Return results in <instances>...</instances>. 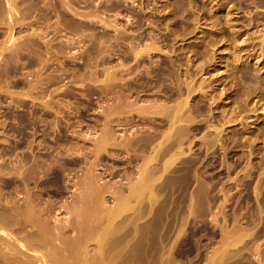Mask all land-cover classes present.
I'll return each instance as SVG.
<instances>
[{
    "label": "rangeland",
    "instance_id": "374dc122",
    "mask_svg": "<svg viewBox=\"0 0 264 264\" xmlns=\"http://www.w3.org/2000/svg\"><path fill=\"white\" fill-rule=\"evenodd\" d=\"M14 1L15 0H13V2ZM45 1H47V2H45ZM45 1H43V0L42 1L41 0H16L14 2L15 4L13 3L17 7V8L15 7L17 10L15 9V11L13 10L14 12L13 11H11L12 13L10 12L12 14V18H13L12 20H14V26H13L11 34L13 36V39L15 38L14 39L15 41L12 39L11 40L12 42H11V41L7 40L8 35L10 33V30L5 29L7 27L5 22H7V23L9 22V21H6V19H8L6 17V14H7L6 8L7 7H5V5L2 6L4 0H0V4H1L0 5L1 6L0 7L1 8L0 16L3 13V15L0 18V22H1L0 23V44H1L0 45V52H1L0 53V91H1L0 95L2 96V97L0 96V144L2 145L7 140L11 144L15 143L14 142L15 140L18 142V141H22L25 139L28 142L29 138L33 137L32 135L37 134L39 136V134H40L41 130H43L42 128H44V126L46 129L51 128L52 131L55 130L54 131L55 133H52V131L50 130V135L51 136L54 135L53 137L54 138L56 137L55 139L57 140V142L51 136L47 137L46 135H43V138H45V141L49 144L51 142H53L54 144H57V145H54L53 143H51L52 145H54L53 150L56 152V155L53 156V159L54 158L60 159L63 156H65V157L67 156L66 158L63 157L61 159L64 162L56 159V162L58 161L56 163L57 166L60 164L58 167L61 168L62 172L65 174V176L67 178H69L71 176L72 178H70V179H76V178H74V176L80 175L83 171L82 170L83 169L82 166L84 164L83 162L81 163V161H80L77 163L76 162L72 163L73 162L72 159L68 158L70 155L73 154L74 149L77 148L76 147L77 144H78V148L75 150L76 153H74V155L77 154L76 157L74 155H72L70 157L77 158L79 156H82L84 153H87V151H88V155H87L88 159H90L91 157H92L91 158L92 160L94 159V153L92 150H91L92 153L90 151V146L95 144L94 141L93 142L91 141L92 140L91 138L94 137L92 135V133L95 132L94 134H96L101 129V126H102L101 124H103V122H101L98 119H100L101 117L103 118L104 114L100 110H102L103 107H106V104L108 105L109 103H111V100H113V98L114 99L116 98V96L113 97L115 95V93L113 95V93H112L113 91L116 92V95H119V94L124 95V92H125V94H127V93H130L132 91L133 93L131 92L130 93L131 95L127 94L128 96H126V95H124V96L127 98H129V96H130V98H133L135 96L134 94H136L135 90L138 87V89L136 90L137 93L142 89L140 91V93H142V94L139 95V93H138L139 102H145V101H147V99L150 100V98L152 100L155 98L153 95H155V96L159 95L161 97L158 96L156 98L164 100V95H162V93L158 94V92H160L159 88L154 89L155 87L156 88L160 87V89H161V85L157 84V83H161V82L158 81L156 84L159 86H157L155 84V81H153V78L155 79V75H153V74L155 73L156 68H157V70L161 68V66L159 65L160 63H161V65H163L162 66L163 68L168 69L169 66L167 65V61L172 62L174 60L173 62L175 64L174 63L173 64H174V66L176 65L175 68L179 66L178 68L180 71L182 70V72L185 71V68H191L192 71H194V72L196 71L194 78H195V80H197V82H199L198 80L201 79V77L214 78V77L219 76L220 79L218 81H221V80L223 81V82L221 81L220 86L221 87L224 86L223 88L227 94H228L230 89L226 90L225 87L227 88V86L230 83H231V85L233 84L232 83L233 80L230 81L231 80L230 73L237 69V66H235V65H237L238 62H241L242 64L251 65L252 67H255L256 70H253V71L249 70V71L251 73H254L255 71H257L255 73H259L260 74L259 78L261 77L262 79L261 78L260 79L264 82V55H263L264 54V34H263L264 33L263 32L264 31V1L263 0H191L192 2L190 0H175V1L174 0H135V1L129 0L130 3L128 2V0H119L120 2L118 0L117 1L116 0H114V1H112V0H99L98 1L97 0L98 3L100 2V4H98L96 0H92V1L91 0H86V1L78 0L81 2L74 0L72 3V5H73L72 7L74 8V6H75L76 9L75 10L73 9V11H72L71 8L68 9L69 7H66L67 10L63 9L62 13H60V11L62 10V7L59 5V3H60L59 0H57V1L55 0V2H54V0H52L53 2L51 0L50 1L45 0ZM58 1H59V3H58ZM110 1H112L114 3L113 4L111 2V4H113L114 7L112 5H109ZM178 1H179V3L181 2V5L178 3ZM16 2H18V3H16ZM74 2H76L77 5H74ZM45 3H47V4L54 3L56 5L54 6V4H53L54 8H53L52 4H50V6L47 7L48 5ZM90 3H91V6H90ZM95 3H97V5H95ZM107 3H109V4H107ZM132 3L134 5H132ZM191 3H193V4H191ZM104 4H105V6H104ZM106 4L110 8L106 7ZM140 4H141V6H140ZM14 5H13V7H14ZM45 5H47V6H45ZM86 5L88 8L86 7ZM98 5L101 6L100 9L98 8V7H100ZM44 6L46 7L45 10L47 8H49V10L48 9L46 10L47 13L44 12L45 11ZM56 6L61 7V8L58 7L59 11L56 8ZM96 6H97V8H96ZM130 6L134 7L135 10L132 9V7H130ZM175 6H176V8H175ZM3 7L5 8L4 10H3ZM93 7H94V9H93ZM89 8H91V9H89ZM127 8H128V11H127ZM50 9H52V10H50ZM55 9H57V11ZM77 9H78V11H77ZM97 9H99L100 12H98L99 10H97ZM118 9H120V11ZM129 9H131V10H129ZM89 10H91V11L88 12V14H89L88 15L87 11H89ZM92 10H94L95 13L99 14L100 17L102 16L103 21L99 20L100 17L97 16L96 14L95 15L90 14V13H94V11L92 12ZM64 11H65V13H64ZM74 11L77 12L76 13L77 15L74 13ZM79 11L82 14H78ZM4 12H6V13H4ZM43 12L47 16H44V14H41ZM49 12H51L52 15L54 13V15L53 16L50 15ZM23 13H25V14H23ZM55 13L57 16H55ZM100 13H101V15H100ZM48 14H49V17H48ZM72 14L77 16V17L73 16ZM84 14L88 15L85 17L86 21L88 20V18H91L92 16L93 17L91 19L93 21L92 22L89 21L91 19H89L87 21V23L88 22H89V24L91 23L90 25L88 24L89 25L88 27L86 25L87 23H84L86 27H84V25L82 27H80V26L78 27L77 22L79 20L82 19V21L84 20L83 22H85V18L83 17ZM141 14H142V16L143 15L144 16L142 17ZM20 15L22 16L21 18H20ZM90 15H91V17H89ZM137 15H140V16H137ZM80 16H81V18H80ZM95 16L99 17V19L96 18ZM23 17H24V19H23ZM45 17L48 18L47 21L44 20V19H46ZM52 17L54 18V20ZM107 17H109V18H107ZM139 17H141V19L143 21L140 20ZM145 17H147V18H145ZM55 18H56V20H55ZM95 18H96V20H95ZM104 18L106 19V21L108 19L107 24L111 23V25L110 24L109 25L102 24L105 21ZM129 18L131 20H129ZM57 19H60V20H57ZM111 19H114V20H111ZM71 20L73 22L74 21L75 22L72 23ZM133 20L135 23L133 22ZM17 21L19 22V24ZM21 21H23L24 23ZM44 21L47 22L46 25H45ZM51 21H52L54 27L51 25ZM57 21H59L60 23ZM98 21H100V22H98ZM106 21H105V23H106ZM117 21H118V23H117ZM127 21H128V23H127ZM131 21L134 25L131 23ZM150 21H151V24H150ZM42 22H43V24H41ZM137 22H139V25H137L138 24ZM20 24H22V25H20ZM101 24H102V26H101ZM33 25H34V27H32ZM69 25H71V26L69 27ZM49 26L51 28H48ZM65 26H66V28H65ZM140 26H142V27L140 28ZM55 27H57V29ZM52 28H55V29H52ZM78 28H79V30H78ZM115 28H118V29L115 30ZM136 28H137V30H136ZM44 29L46 30V32ZM90 29H92V30H90ZM141 29L142 30L144 29L143 32ZM33 30L35 31V33H34L35 35H33V32H32ZM100 30H101L102 34H101V32L100 33L98 32ZM123 30H124V33H126V35L123 33ZM29 31H31L32 33L30 32V34L32 36H35V37L31 38V35L28 34ZM63 31L66 32L65 35H63L64 34ZM72 31H74V33H72ZM79 31L82 32L83 34L80 33ZM106 31H108V32H106ZM116 31H118L117 32V33H119L118 35H116L117 34ZM135 31L136 32L140 31V32H138L136 34ZM94 32H96L97 35L94 34ZM144 32L146 34H144ZM25 33H27V34H25ZM139 33H141L142 37L140 36ZM147 33L149 34L148 36H146ZM73 34H75V35H73ZM120 34L123 35L122 39H121L122 36ZM131 34L132 35L135 34V36L133 35L132 36L133 38H131ZM150 34H151V36H150ZM27 35L30 36L29 38L31 41L28 40L29 38L27 39V37H28ZM161 35L166 36L165 37L166 40L168 39L167 43L165 42L166 40L163 36H162L163 40H161V38H160ZM42 36H43V38H42ZM125 36H127V37L125 38ZM152 36L153 37L158 36V38L160 39L161 42H159V40H157L154 37L155 45H157V47H158V44H159L160 45L159 46L160 48L158 47L159 50L160 49L162 50V48H163V50L162 51L161 50L160 51L153 50V52L151 50L149 52L150 55L149 54L145 55L146 57L144 60H146V59L147 60L146 61L142 60V61H140V63L138 62L139 63L138 64L137 61L134 59V57H131L132 55H130L128 53L130 51L129 49H131L130 47H133V46H130L133 44V43H130V41H132V40H134L132 42L138 41L137 43H135L133 45H135V47H137V46L143 47L146 44H149L150 41H152V39H153ZM74 37H76V38H74ZM77 37H79V38H77ZM106 37L108 40L106 39ZM134 37H136V38L138 37V39L136 40V38L134 39ZM143 37L144 38L146 37L145 43H143V40H144ZM149 37H151V38H149ZM66 38L67 39L69 38V39L67 40ZM4 39H6L5 42H4ZM83 39H84V41H83ZM93 39H95V40H93ZM65 40H67V42L68 43L70 42V43L69 44L65 43L66 42ZM104 40H105V42H104ZM25 41H27V42H25ZM44 41L46 43H44ZM101 41H103V42H101ZM162 41H164V43H162ZM48 42H50V43H48ZM209 42H210V44H209ZM24 43H25V45H23ZM98 43L100 45H98ZM101 44H102V46H104V50H103ZM136 44H137V46H136ZM138 44H140V45H138ZM9 45H10V47H9ZM16 45H19L21 48H19V46L16 47ZM22 45L24 47H22ZM45 45L46 46L49 45L50 47L48 49H44V48H46ZM95 45L97 46V49H100V50H97L95 48L96 47ZM125 45H127V46H125ZM41 47H42V49H41ZM125 47H126V49H125ZM5 48H7V49H5ZM26 48L27 49L30 48L29 51ZM67 48H69V49H67ZM91 48H92V52H91ZM122 48L125 50H123ZM204 48H206V49H204ZM31 49H33V50H31ZM201 49H203L202 50L203 54H205V51H206V55L202 56V54L196 53V52H200ZM16 50H18V51H16ZM126 50L127 51L129 50V51L126 52ZM19 51H20V53H19ZM54 51H58V52L54 53L56 56L54 54H52V52H54ZM61 51H63L64 53ZM102 51H105L104 53L106 55ZM124 51L126 52L124 54L125 56L123 55ZM65 52L66 53L68 52L67 53L68 56ZM179 52L181 53L180 56L178 55ZM97 53H98V55H97ZM127 53H128V55H130L129 57H127L128 56V55H126ZM157 53H159V54H157ZM103 54L107 57H105ZM45 55L49 56V57H46ZM51 55H54V56H51ZM151 55H153V56H151ZM57 56H59V57H57ZM93 56H95V59ZM103 56H104L103 59L105 60V62L102 61ZM150 56H151L152 60H148L150 58ZM176 56H178V58L179 57L180 58L178 59ZM170 57H172V58H170ZM40 58L41 59L43 58L42 60H44L46 62L40 61ZM94 60H96V61H94ZM176 60L177 61L179 60L178 64L176 63L177 62ZM92 61H94V62L92 63ZM122 61H123V63H122ZM147 61H148V63L151 62L152 66H150V63H149V65H147ZM41 62L47 63V64H44L46 67ZM120 62L122 64L127 65L126 66L127 68L124 67V68H126L125 71H123L124 68L122 66H121L122 70L120 68H118V67H120V65L118 64ZM124 62H126V63H124ZM179 62L181 63L182 66L180 65ZM128 63L130 65L129 69H128ZM141 63H142V65L144 63H146V64H144L145 66L144 65L142 66ZM152 63H154V64H152ZM136 64H138V65H136ZM173 64H172V67H174ZM14 65H15V67H14ZM117 65H119V66L117 67ZM140 65L142 66V68H144V67L146 68L148 66V68H147L148 70L145 68H144L145 70L142 69ZM156 65H158V67ZM201 65L204 66L202 69V73L200 71L201 69H198L200 67L202 68ZM42 66H44V68ZM101 66H104L106 68L110 66L109 70H111L113 67L115 69V66H116L118 69L117 70L115 69L116 71L113 70L115 75L112 74V76H110V78H108L109 79L108 80L107 79L108 76H106V70H104L105 68L103 69ZM197 66H199V67H197ZM130 67L132 69H130ZM149 67H151V69L153 67L154 72ZM119 69H120L119 72H121V73L117 72ZM127 69L131 70V71L134 70V71L131 72V71H128ZM140 69H141V71H140ZM157 70H156V72H157ZM99 71H101V72H99ZM103 71H104V73H103ZM137 71H139V72H137ZM142 71L143 72L146 71L147 73H149L148 71H151L150 73L153 76V78L151 77L152 78L151 79L150 75H148L146 72L145 73L149 77L146 74H144L145 75V77H144ZM73 72H76V73H73ZM115 72H117V73H115ZM68 73H70L69 76H68ZM78 73H79V75H78ZM138 73H140V74L142 73V74L139 75ZM137 74H138V76H137ZM228 74H229V76L226 79V75H228ZM87 75H88V77H87ZM90 76L92 79L91 78L89 79ZM95 76H96V78H95ZM141 76H143V77L138 78ZM165 76L167 78L169 77L166 74H165ZM192 76H194V75H192ZM58 77L60 79H58ZM132 77H133V79H132ZM143 78L144 79L147 78V80H143ZM148 78H150L149 79L150 81H148ZM95 79H98V80L96 81ZM112 79H114V80H112ZM139 79L141 80L140 83L135 84V82L137 80L139 81ZM128 80H130L131 82ZM208 80L209 79L207 78V82H208ZM126 81H128V82H126ZM146 81H148V82H146ZM226 81L228 83L227 86L224 83ZM246 81L249 82L250 80L248 81V79H246ZM107 82H109V83H107ZM144 82H145V84H144ZM150 82H152L151 84H154V85L150 86V84H149ZM120 83H121V85H125L126 83H130V84L132 83V86L134 84H135L134 86H136V85L137 86L135 88H134V86L133 87L130 86V88L132 87L131 90L129 88L126 89L127 86H125L126 88L124 87L125 89L122 86L121 89H123V91L122 90L119 91ZM141 83H142V85L144 84L145 86L141 85V88H140ZM250 83L251 82H249L248 84L253 86V84L252 83L250 84ZM107 84L109 85V87ZM261 84H262V86L264 85L263 83H261ZM110 85H112V86L110 87ZM102 86H103V88H102ZM105 87L108 90L105 89ZM28 88H30L29 91H27ZM58 88H60V89H58ZM132 89H134V90H132ZM146 89L148 92H146ZM53 90H54V92H53ZM126 90L129 92H127ZM149 90L150 91L153 90L152 92L155 94H153L151 92L152 93V95H151ZM157 90H159V91L157 92ZM39 91H42L41 93L44 96L41 95V93ZM162 91L163 90H161V92ZM23 92H24V94H23ZM43 92H45V93H43ZM26 93H27V95H26ZM50 93H52V95ZM64 93H66V94H64ZM148 93H150V94H148ZM253 93H254V91L251 92L250 95H248V97H249L248 99L250 102H249V105L247 106L246 110L239 111L240 113L239 112H231L232 108H234L235 107L234 105L236 104L235 102L233 103L231 101L233 99L232 96L229 95V97H225L226 96L225 93L219 97L216 96L217 101H224V100H226L227 102L229 101L228 103L226 101H224L227 103L225 105V108H226L225 113H228V115L230 113H232V115H233L231 118V119H233V122L231 120V122H229L228 124H226L227 122L222 123L223 120H225L224 118L222 119V117H221L222 114H224V112L221 114V112L218 109H214V104H212L213 106L211 105V109L213 108V112H214L212 116H215V117L217 116L218 120H219V118H221L222 120L220 119L218 121L215 117L212 118L208 114V113H210V111L206 113L207 110L205 108H207V107L204 108L205 110H203V112L202 111L195 112V118H197V119L203 118L202 116L204 113L206 115L208 114V116L211 117V119L204 114V117L205 118L207 117V119H208V121L206 122L207 124L205 123V126H204L205 128L202 127V130L201 129L200 130L194 129L195 130V132L193 130L194 133L191 131V134H192L191 138L194 136L192 138L193 140L190 139L192 142H190L189 144L184 143L185 145L184 144L182 145L183 150L185 149L183 152H185V153H182L178 156V158L170 166L171 169H168V170H170L169 172L167 170V172L165 171L164 173L160 174L159 172H161V171H156L155 173H151V174H153V176L149 175V173L146 171H144V173H143V171H141L137 168V166L141 163V158L137 157L138 156V155H136L137 152L134 151L135 148L134 149L132 148V152H131V151H128L129 149L131 150V148H128V146H125L127 148H125V147L120 148L119 146H118L119 147L118 148V147H116L117 145H114V144H110L111 146L110 145L106 146V147H108V146L111 147V148L108 147L110 150L108 148H106V150H108V152L110 154L105 149L103 150V152H101L103 154L100 155L101 159H99L100 161L98 160L99 164L97 165L96 170L99 172V175L102 174L101 175L102 181L100 180V182H103V183L108 182L109 185H111L115 181L114 184L111 185L112 188L110 187L112 192H108L109 190H106V192L104 193V200H105L104 202L105 203L102 202L103 203V204H101L102 206L101 205H99L97 207L89 206L90 208L86 207L85 212L86 211L87 212H86V214L85 213L84 214L87 215L89 213L87 215V218H86L88 222L92 221L96 224L100 221L104 222V224H102V225L106 227V230L101 233L100 238L105 239L106 242L109 240L108 244H112L111 246L106 247V249L104 250V254H103L105 259L107 258L108 261L110 262V264H113V262H115L113 260H116V259H118L120 262L117 260L119 263L116 261L115 264L116 263L125 264L126 262H127L126 264H133V263L134 264H160V259L158 256L161 255V251H163L162 252L163 254L160 256V258L162 260H164V264H220V261H221V264H226L225 262H228L227 264H229V263L230 264L231 263L232 264H264V204L262 203V207L260 206L261 205L260 201L264 202L263 201L264 200V197H263L264 196V193H263L264 192V189H263L264 188V100H263L264 99V95H263L264 92H262L261 96L257 95V93H258L257 91H256V93H254V94ZM22 94H23V96H22ZM47 94H50V95H47ZM147 94L149 96H147ZM156 94H158V95H156ZM37 95H39V96H37ZM109 95H110V97H109ZM150 95L154 98H152ZM144 97L146 100L142 99ZM147 97H150V98H147ZM10 98H12V99L15 98V99L12 100V102L10 101L11 104L8 103V104H10V105H8L6 102L9 101ZM60 98H61V100H60ZM259 98H260V100H259ZM20 99L23 100V102ZM42 99L43 100H47V99L50 100L51 104L54 101L53 105H52L54 107L38 109L41 106L44 107V105L39 103V104H36L37 105L36 106L35 104L32 103L35 101H37V102L43 101ZM141 99L143 101H140ZM15 100H19V101L17 102ZM28 100H30V101L28 102ZM24 102L26 104H24ZM3 103L5 106L3 105ZM64 103L66 104L67 107L65 106ZM32 105H34V106H32ZM207 105H208V103H207ZM10 107H12V108H10ZM57 107H59V108H57ZM33 108L34 109L36 108L35 111L36 112L38 111L40 113L37 114L38 112L37 113L33 112L34 111ZM59 109H60V111H59ZM40 110L43 111L44 115L46 113V115L43 116V113H41ZM57 110H58V112H57ZM214 110L217 112H215ZM47 111H52V112H48L50 116L47 114ZM236 111H238L237 108H236ZM28 112L29 113L33 112L36 114L33 115V113H31V115L29 116ZM64 112H65V114H64ZM23 113L24 114L26 113V114L23 115ZM199 113H203V114H201L202 116ZM215 113H217V114H215ZM238 113H239V115H237ZM234 114H235V116H234ZM39 115H40L41 121H39L36 117ZM196 115H197V117H196ZM198 115H199V117H198ZM21 116H23L24 119H23V117L21 118ZM31 116H32L33 120L35 119L34 121L32 120ZM42 116H43V119L45 121L42 119ZM59 116H62V117L59 118ZM123 116H121V117H123V119L121 117H118V116L115 117L114 116L115 119H117L119 121V123H117V121L115 122L114 117H111V115H110L109 116V121L111 122L110 125H112V126L114 125L113 127H115V128L113 129L112 126H110V127L112 128V131L116 130L115 132H117V133L114 132L116 135L120 134V132L123 130V132H121V133H125L126 135L129 134V136H131V134H130L131 132H129V131L130 130L133 131V129H130V128H132V127L134 128L136 125L134 124V122H130V121L126 120V117L128 118L129 114L126 116L125 115H123ZM27 117H29V119ZM48 117H49V119H51V122L48 119ZM67 118H68V121L66 120ZM102 118H101V120H102ZM130 118H128V119L131 120L132 118L131 119ZM46 119H48L49 121ZM213 119H214V121H213ZM6 120L8 123H5ZM23 120H24V123H26V124L23 123ZM103 120H104V118H103ZM123 120L124 121L126 120V121L124 122ZM155 120L160 121V118L159 117L155 118ZM209 120L212 123H210ZM21 121L23 124H21ZM31 121H33V122H31ZM37 121L42 122V123L38 122V124H35V122L37 123ZM95 121L98 123L96 124ZM120 121L121 122L123 121V122L121 123ZM48 122L51 124H48ZM64 122L67 123L68 126H67V124L63 125ZM114 122L116 124H119V125H116ZM126 122H130L131 124L126 123ZM31 123L32 124L34 123L33 126L35 125L34 126L35 128L32 126ZM45 123L47 125H49L50 127L48 126V128H47ZM124 123H126V124H124ZM132 123L134 124V126H132L133 125ZM40 124L41 125L44 124V126L42 125L43 127L41 128ZM23 125L26 127H24ZM127 125H129L130 128H128ZM213 125H214V127L215 126H218V127H215L216 129H214V127H212ZM38 126L40 127L41 130H39ZM51 126H53V127H51ZM66 126H67V129L65 128ZM94 126H96L97 128ZM122 126L124 127V129L122 128ZM30 127L32 130L34 129L36 131V133L34 130H33V132H31ZM86 127H89V128L87 129ZM116 127H118V128L116 129ZM13 128L16 130V132L12 131ZM28 128L30 129V131ZM36 128L38 129V131ZM70 128H71V130H70ZM218 128H220L222 130L221 134H220L222 136V139H223L222 140L223 143L221 142L222 145L218 144V145H215V147L211 146L212 148H208V150H205V148H203L204 145L201 143V141L204 140L205 138H207L206 136H208V135L210 138V135L215 134V132ZM21 129H23V130L25 129L24 131L30 132L29 134L31 137H28L26 139L25 136L28 135V132L26 133ZM26 129H28V130H26ZM62 129H63V131H62ZM10 130H11V132H10ZM85 130L86 131L89 130L91 133L89 136H91V135L92 136L86 137V140L83 143L82 142L83 140H81V137H78V136L80 134H82L81 132L85 133L86 132ZM124 130H125V132H124ZM4 131L6 133H4ZM56 131H58V132L60 131L59 134ZM79 131H80V134H79ZM64 132H65V134H64ZM210 132H212V134H210ZM21 133H22V135H21ZM31 133H33V134L31 135ZM62 133L66 136H63ZM76 133L78 134V136H76V137H78L79 140L76 141V139H75V141H73L74 140L73 138L75 137V135H77ZM207 133H208V135H207ZM232 133L234 136H236L235 134H237L238 136H240L242 134L240 136V138H241L240 140L242 141L241 142L242 145H241V143L239 144L240 146L237 144L234 145V143L230 142L231 140H229V137L230 138L234 137L232 135ZM205 134H206V136H205ZM37 135H35L36 137L34 136L33 139H36V140L40 139V137H38ZM60 135H61V137H60ZM44 136H46V137H44ZM57 136H59V137H57ZM204 136H205V138H204ZM225 136H226V138H225ZM50 137L53 138L55 142ZM63 137H64V139H63ZM70 137L71 138L73 137L72 138L73 140ZM199 137H203V139L199 138ZM87 138H89V139H87ZM242 138H243V140H242ZM70 139L73 141V142L71 141L73 144L75 142V144H74L75 148L73 147V144L71 142H69ZM246 139L247 140L249 139V140L247 141ZM25 140H24V143H26ZM12 141H13V143H12ZM63 141L65 142L64 145H66V146L62 145V143H64ZM66 141H68V142H66ZM90 141L93 144L87 143ZM58 143H60V144H58ZM66 143H69V144L71 143L72 145L71 144L70 145L72 148L69 146V144H66ZM79 143H81V144L83 143L84 145L83 144L81 145ZM226 143H229L231 147L228 146L229 144H226ZM244 143H245V145H244ZM86 145H90V146H88L89 150L86 149V147H87ZM187 145H189V146L187 147ZM249 145H250V147H249ZM57 146H64V147H57ZM82 146L85 148H83ZM55 147H57V148H55ZM65 147H67V148H65ZM189 147L191 149H189ZM223 147L224 148L226 147V148L224 149ZM60 148H65L66 150L62 149L63 150L62 151V150H60ZM68 148L73 149V150L70 151V149L68 150ZM80 148L83 152L82 153L80 152V154H79V152L77 150H80ZM92 148L93 147L91 146V149ZM122 148L125 150H122ZM222 148H223V150H222ZM112 149H113V151H112ZM116 149H118V150L120 149L121 151L120 150L118 151ZM126 149H127V151H126ZM220 149L222 150V152ZM146 150H148V149H146ZM54 151H53V153H55ZM68 151L70 153L72 151L73 152L70 154ZM62 152L63 153L68 152V155H67V153L63 155ZM134 152H135V155H134ZM89 153L91 155L93 154V156H89ZM128 153H129V155H128ZM130 153H132L133 155H131ZM101 156H103V157H101ZM138 158H139V160H137ZM165 158H166V156H165ZM181 158H183V159H181ZM186 159H187V161H186ZM188 159H189V161H188ZM192 159H193V161H192ZM259 159H262V160H259ZM68 160H70V161H68ZM65 161H66V163H65ZM257 161L258 162L260 161V162L258 163ZM78 163L80 165H78ZM159 163L160 162H156L157 165ZM61 164L63 167L61 166ZM86 164H87V162H86ZM178 164L180 165V167L177 166ZM64 165L66 167L68 166L69 168H71V169L68 168L70 170V172L68 169L64 168L65 167ZM75 165H77L78 167L76 168ZM261 165H262V167L259 168ZM183 166H185L184 167L185 169L183 168ZM253 167H254L255 171L253 170ZM63 168L65 169L64 171L67 170L68 172H64ZM176 168H179L180 170L174 172V170ZM190 168H192V169H190ZM187 169H189V170H187ZM171 170H173V171H171ZM261 170H263V171H261ZM253 171L255 173H253ZM126 172H128V173H126ZM157 172H158V175H157ZM141 173H143L145 178H147L145 180H148V183L152 184L151 181H154V182L156 181V182L155 183L153 182L152 185L149 184L150 188L146 187L144 190H142L144 193L141 192L142 194L138 195V198H137V195H133L130 193L132 195L131 196L129 194L130 190L128 188H130V185H133L139 181V176L141 177V175H140ZM260 174H262V175H260ZM252 175L253 176L255 175V176L252 178ZM152 179H156V180H152ZM246 179H247V181H246ZM258 183H259V185H257ZM260 183H261V185H260ZM128 184H130V185H128ZM154 185H155V187H154ZM256 185L260 188H258ZM113 186H114V191H113ZM151 186H153V187H151ZM220 187L222 188V190ZM254 187L256 188L255 191H254V189H255ZM147 189L149 190V193H148ZM199 190H201L203 192H201ZM145 191L147 192V194ZM259 191H260V193H259ZM255 193H257V194H255ZM258 193L260 194V196ZM64 194L67 196H65V195L64 196L63 195L57 196V195L53 194L55 196V199H56V197L58 199L61 198V200H58V199L56 200L58 203L55 201V205L57 204L56 207L59 205V203L62 201V199L71 198L70 192H68L67 194L66 193H64ZM155 194H157L156 196L158 197V200H157V197L155 196ZM125 195H126V197H127V195H130V197H129L130 201L129 202L127 201L128 204L127 203L124 204V202H123V205H122L121 204L122 202L120 203L119 201H121V199H122V201L124 199L126 200ZM44 196L46 197L45 194H44ZM52 198H54V197H52ZM254 198H256V199H254ZM196 199L197 200L201 199L202 203H199L201 201L200 200L196 201ZM258 199L260 201H258ZM150 200H153V201H150ZM191 200L192 201L195 200V202H194L195 204L191 203L192 202ZM255 200L257 202H255ZM188 202H190V204L193 206H191ZM219 204H220V206H219ZM125 205H126V207H125ZM128 205H129V207H127ZM112 206H113V208H116V210L118 208H120V209H118L116 211L115 209L112 208ZM116 206H118V207H116ZM194 206H196V207H194ZM218 206H219V208H218ZM106 208L108 210H106ZM124 208H127V210ZM77 209L79 212L80 209L78 207H76V209L74 208L71 211V212H73V211L76 212V213H74L75 215L69 211V213H71V215H69V217L72 216V218H73V217L77 216ZM88 209H89V211H88ZM256 209L258 212L256 211ZM98 211L100 213H105V214L100 215ZM108 211H109V214H108ZM90 212L94 214V217H93V215H91ZM117 212H119V213H117ZM57 214H59V215H56L57 217L61 216L62 218H64L65 211H59ZM134 214H136L137 216ZM99 215H100V217H99ZM104 215H105V217H104ZM139 215L141 218L139 217ZM108 216H110V219L108 218ZM132 216H133V218H131V219H134V220L128 221V218H130ZM89 217H91V219ZM95 218H96V220H94ZM99 218H101V219H99ZM120 218H122V220ZM262 218H263V220H262ZM121 225H122V227H121ZM119 226H120L121 230H120ZM123 227L125 229H128L127 230L128 232L125 233L126 230ZM112 230H113V232H112ZM177 231H178V234H176ZM72 232L73 231L70 230L67 234L70 236H74L75 233L73 232V234H72ZM123 234L124 235L126 234V237H125L123 243H122V241L120 242L119 240L115 243V240ZM241 234L242 235L245 234V235L242 236ZM159 235H161V236H159ZM176 235L178 236V238ZM231 236H233V237H231ZM95 237H97V236L95 234H93L92 235L93 241L89 242V247L87 248L90 253L91 252L94 253L93 252L95 249L94 245L96 243ZM130 237H132L133 239ZM164 237H165V239H164ZM128 238L130 239V243L125 244L126 243L125 240ZM131 239H132V241H131ZM235 242H237V243H235ZM163 243L165 246L163 245ZM234 244H236V245H234ZM127 245H129V247H126ZM145 246H146V248H145ZM113 247L116 248V250H114ZM124 247H126V249H128V250H125ZM89 248L92 250H90ZM161 248H162V250H161ZM119 249H120V251H119ZM123 249L126 252H124ZM217 249H218V251L216 252ZM122 250H123V255L127 253L125 255V256L128 255L127 259L125 256L121 259V256H123L121 253ZM105 251L107 253L109 251V255ZM114 251H117V252H114ZM144 251H146L145 254H142V253H144ZM110 252H114L115 256L120 255V256H118L119 258H117V257H115L116 259L113 258L114 254L113 253L110 254ZM119 252L121 254H116ZM214 252H215V254H214ZM140 253L142 256L140 255ZM112 254H113V257H111ZM132 254L133 255L136 254V255L133 256ZM163 255H164V257H163ZM129 256L133 257V258H130ZM218 256L222 258V259L221 258L219 259L220 261L218 260V258H219ZM138 257L140 258V260ZM256 258H257V260H256ZM131 262H133V263H131ZM161 264H163V262H161Z\"/></svg>",
    "mask_w": 264,
    "mask_h": 264
},
{
    "label": "bare ground",
    "instance_id": "6f19581e",
    "mask_svg": "<svg viewBox=\"0 0 264 264\" xmlns=\"http://www.w3.org/2000/svg\"><path fill=\"white\" fill-rule=\"evenodd\" d=\"M16 1V0H15ZM14 1V2H15ZM42 1V0H41ZM43 1H45V0H43ZM48 1H50V0H48ZM52 1V0H51ZM57 1V0H56ZM59 1H60V3H59ZM58 1V3H59V5L62 7V10L60 11V13H62V11H63V9H65V10H67L66 9V7H69L68 9H72V11H73V9L75 10L76 9V7L74 6V8L72 7L73 5H72V3H73V1L74 0H59ZM78 1V0H77ZM81 1H86V0H81ZM81 1H78V2H81ZM92 1V0H91ZM97 1V0H96ZM95 1V2H96ZM99 1V0H98ZM98 1H97V3H98ZM112 1H114V0H112ZM112 1H110V4L109 3H107V4H109V5H112L113 7H114V3L112 2ZM117 1V0H116ZM115 1V2H116ZM119 1V0H118ZM133 1V0H132ZM135 1V0H134ZM175 1V0H174ZM173 1V2H174ZM191 1V0H190ZM264 1V0H263ZM13 2V0H4V2H3V5L2 6H4L5 5V7H7L6 9H7V14H6V17L8 18V19H6V21H9L8 23L7 22H5L6 23V28L5 29H7V30H10V33H9V35H8V38H7V40L8 41H11L12 39H13V36H12V29H13V26H14V20H12L13 18H12V12L11 11H15V9L17 8L14 4ZM38 2V1H37ZM45 2H47V1H45ZM53 2V1H52ZM54 2H55V0H54ZM102 2V1H101ZM105 2V1H104ZM111 2L113 3V4H111ZM120 2V1H119ZM128 2L130 3V1L128 0ZM137 2V1H136ZM142 2V1H141ZM144 2V1H143ZM192 2V1H191ZM255 2V1H254ZM14 3V4H13ZM16 3H18V2H16ZM23 3V2H22ZM76 2H74V5H77V3L75 4ZM92 3V2H91ZM91 3H90V6H91ZM97 3H95V5H97ZM122 3V2H121ZM167 3V2H166ZM172 3V2H171ZM178 3H179V1H178ZM177 3V4H178ZM45 4H47V3H45ZM50 4H52V6H53V4L54 3H50ZM50 4H47V5H45V6H47V7H49L50 6ZM98 4H100V2L98 3ZM107 4H106V7H109V6H107ZM118 4V3H117ZM126 4V3H125ZM173 4V3H172ZM180 5H181V2L179 3ZM178 4V5H179ZM191 4H193V3H191ZM190 4V5H191ZM260 4V3H259ZM1 5V4H0ZM13 5H14V7H13ZM17 5V4H16ZM56 4H54V6H55ZM83 5V4H82ZM93 5V4H92ZM102 5V4H101ZM116 5V4H115ZM119 5V4H118ZM132 5H134L133 3H132ZM184 5V4H183ZM44 6V10H45V7ZM54 6H53V8H54ZM60 6H58V7H60ZM81 6V5H80ZM98 6H100V5H98ZM104 6H105V4H104ZM140 6H141V4H140ZM145 6V5H144ZM143 6V7H144ZM1 7V6H0ZM16 7V8H15ZM19 7V6H18ZM57 6H56V8L58 9V11H59V8H58ZM60 7V8H61ZM78 7V6H77ZM86 7H87V5H86ZM105 7V8H106ZM119 7V6H118ZM130 7H132V6H130ZM129 7V8H130ZM174 7V6H173ZM172 7V8H173ZM181 7V6H180ZM88 8V7H87ZM96 8H97V6H96ZM99 9L101 8V6L100 7H98ZM104 8V9H105ZM110 8V7H109ZM121 8V7H120ZM171 8V9H172ZM175 8H176V6H175ZM5 8L3 7V10H4ZM43 9V8H42ZM48 10H49V8H47ZM46 9V10H47ZM57 9H55L56 11H57ZM89 9H91V8H89ZM93 9H94V7H93ZM99 9H97V10H99ZM107 9V8H106ZM112 9V8H111ZM132 9H134V7H132ZM170 9V10H171ZM174 9V8H173ZM0 10H1V8H0ZM2 10V11H3ZM17 10V9H16ZM43 10V11H44ZM46 10L44 11V12H46ZM50 10H52V9H50ZM80 10V9H79ZM116 10V9H115ZM119 11H120V9H118ZM125 10V9H124ZM129 10H131V9H129ZM135 10V9H134ZM13 11V12H14ZM77 11H78V9H77ZM86 11V10H85ZM84 11V12H85ZM91 10H89V11H87V14H88V12H90ZM94 10H92V12H93ZM127 11H128V8H127ZM172 11V10H171ZM1 12V11H0ZM6 12H4V13H6ZM11 12V13H10ZM44 12L43 13H41V14H44ZM80 12V11H79ZM78 12V14H82L81 12L79 13ZM83 12V11H82ZM98 12H100V10L98 11ZM109 12V11H108ZM47 13V12H46ZM50 13V15H52L51 14V12H49ZM64 13H65V11H64ZM73 13V12H72ZM74 13L76 14L77 12H75L74 11ZM115 13V12H114ZM120 13V12H119ZM118 13V14H119ZM124 13V12H123ZM129 13V12H128ZM134 13V12H133ZM140 13V12H139ZM23 14H25V13H23ZM87 14H84L83 15V17L85 18L86 16H88ZM90 14H93V15H97V16H99V14H97V13H95V11H94V13H90ZM2 15H3V13H2ZM1 15V16H2ZM5 15V14H4ZM27 15V14H26ZM40 15V14H39ZM53 15H54V13H53ZM52 15V16H53ZM61 15V14H60ZM73 15V14H72ZM77 15V14H76ZM100 15H101V13H100ZM133 15V14H132ZM1 16H0V18H1ZM43 16V15H42ZM44 16H47L46 14H44ZM55 16H57L56 15V13H55ZM64 16V15H63ZM73 16H75V15H73ZM120 16V15H119ZM137 16H140V15H137ZM141 16H142V14H141ZM144 16V15H143ZM142 16V17H143ZM22 16L20 15V18H21ZM37 17V16H36ZM48 17H49V14H48ZM75 17H77V16H75ZM82 17V18H83ZM89 17H91V15L89 16ZM93 17V16H92ZM91 17V18H92ZM96 17V16H95ZM100 17V16H99ZM99 17H96V18H98L99 19ZM104 17V16H103ZM123 17V16H122ZM128 17V16H127ZM136 17V16H135ZM16 18V17H15ZM41 18V17H40ZM43 18V17H42ZM46 19H44V20H48V18L47 17H45ZM53 18V17H52ZM72 18V17H71ZM80 18H81V16H80ZM83 18V19H84ZM88 18V17H87ZM91 18H88V20L89 19H91ZM96 18H95V20H96ZM107 18H109V17H107ZM145 18H147V17H145ZM17 19V18H16ZM23 19H24V17H23ZM22 19V20H23ZM70 19V18H69ZM94 19V18H93ZM97 19V20H98ZM105 19V18H104ZM125 19V18H124ZM139 19L140 20H142L141 19V17H139ZM138 19V20H139ZM43 20V19H42ZM53 20H54V18H53ZM55 20H56V18H55ZM57 20H60V19H57ZM74 20V19H73ZM87 20V21H88ZM94 20V21H95ZM99 20H101V21H103V19H102V16L100 17V19ZM111 20H114V19H111ZM129 20H131L130 18H129ZM20 21V20H19ZM34 21V20H33ZM64 21V20H63ZM72 21V20H71ZM84 21V20H83ZM82 21V19L81 20H79L78 22H77V25H78V27L80 26V27H82L83 25H84V27H86L85 26V24L84 23H87V21H86V18H85V22H83ZM89 21H93L92 19L91 20H89ZM105 21H106V19H105ZM105 21L102 23V24H105V25H111V23H108L107 24V22H108V19H107V21H106V23H105ZM137 21V20H136ZM143 21V20H142ZM18 22V21H17ZM21 22H23V21H21ZM45 22V21H44ZM57 22H59V21H57ZM75 22V21H74ZM73 21H72V23H74ZM98 22H100V21H98ZM110 22V21H109ZM114 22V21H113ZM112 22V23H113ZM130 22V21H129ZM133 22H134V20H133ZM219 22V21H218ZM1 23V22H0ZM24 23V22H23ZM22 23V24H23ZM28 23V22H27ZM30 23V22H29ZM56 23V22H55ZM60 23V22H59ZM117 23H118V21H117ZM127 23H128V21H127ZM131 23H132V21H131ZM135 23V22H134ZM138 24L137 25H139V22H137ZM16 24V23H15ZM18 24H19V22H18ZM22 24H20V25H22ZM26 24V23H25ZM33 24V23H32ZM35 24V23H34ZM41 24H43V22L41 23ZM40 24V25H41ZM47 24V22H45V25ZM50 24V23H49ZM62 24V23H61ZM89 22L86 24L87 25V27L91 24H89ZM98 24V23H97ZM102 24H101V26H102ZM116 24V23H115ZM130 24V23H129ZM133 24V23H132ZM150 24H151V21H150ZM4 25V24H3ZM51 25L53 26V23H52V21H51ZM66 25V24H65ZM95 25V24H94ZM113 25V24H112ZM120 25V24H119ZM118 25V26H119ZM123 25V24H122ZM125 25V24H124ZM134 25V24H133ZM141 25V24H140ZM44 26V25H43ZM42 26V27H43ZM48 26V25H47ZM56 26V25H55ZM71 25H69V27H70ZM121 26V25H120ZM32 27H34V25L32 26ZM54 27V26H53ZM100 27V26H99ZM142 26H140V28H141ZM3 28V27H2ZM26 28V27H25ZM29 28V27H28ZM48 28H51L50 26L48 27ZM56 29H57V27H55ZM55 28H52V29H55ZM65 28H66V26H65ZM64 28V29H65ZM72 28V27H71ZM133 28V27H132ZM46 29V28H45ZM44 29V30H45ZM74 29V28H73ZM85 29V28H84ZM113 29V28H112ZM118 28H115V30H117ZM120 29V28H119ZM126 29V28H125ZM124 29V30H125ZM129 29V28H128ZM41 30V29H40ZM78 30H79V28H78ZM90 30H92V29H90ZM89 30V31H90ZM109 30V29H108ZM121 30V29H120ZM124 30H123V33H124ZM136 30H137V28H136ZM142 30V29H141ZM140 30V31H141ZM144 30V29H143ZM143 30H142V32H143ZM37 31V30H36ZM49 31V30H48ZM54 31V30H53ZM97 31V30H96ZM122 31V30H121ZM126 31V30H125ZM132 31V30H131ZM140 31H138V32H140ZM8 32V31H7ZM6 32V33H7ZM28 32V31H27ZM30 32L31 31H29V35H31L30 34ZM33 32V35H35L34 33H35V31L33 30L32 31ZM31 32V33H32ZM45 32H46V30H45ZM59 32V31H58ZM64 32V31H63ZM62 32V33H63ZM80 32V31H79ZM78 32V33H79ZM87 32V31H86ZM93 32V31H92ZM99 33L101 32V30L100 31H98ZM106 32H108V31H106ZM118 31H116V33H117ZM133 32V31H132ZM136 32V31H135ZM138 32H136V34L138 33ZM141 32V33H142ZM149 32V31H148ZM152 32V31H151ZM150 32V33H151ZM264 32V31H263ZM40 33V32H39ZM57 33V32H56ZM61 33V34H62ZM65 33L66 32H64V34L63 35H65ZM72 33H74V31H72ZM71 33V34H72ZM80 33H82V32H80ZM110 33V32H109ZM122 33V32H121ZM128 33V32H127ZM141 33H139L140 34V36L142 37V35H141ZM254 33V32H253ZM25 34H27V33H25ZM76 34V33H75ZM75 34H73V35H75ZM83 34V33H82ZM94 34H96L97 35V33L96 32H94ZM101 34H102V32H101ZM119 33H117L116 35H118ZM125 35H126V33H124ZM144 34H146L145 32H144ZM143 34V35H144ZM264 34V33H263ZM41 35V34H40ZM68 35V34H67ZM66 35V36H67ZM70 35V34H69ZM86 35V34H85ZM111 35V34H110ZM115 35V34H114ZM121 36V39L123 38V35L122 34H120ZM134 36H135V34H133ZM132 34H131V38H133L132 36H133ZM149 34L147 33V35L146 36H148ZM154 35V34H153ZM160 35V34H159ZM249 35V34H248ZM262 35V34H261ZM28 36V35H27ZM44 36V35H43ZM43 36H42V38H43ZM65 36V37H66ZM84 36V35H83ZM88 36V35H87ZM86 36V37H87ZM92 36V35H91ZM128 36V35H127ZM127 36H125V38L127 37ZM137 36V35H136ZM139 36V35H138ZM150 36H151V34H150ZM162 36L165 38L166 36L165 35H161V40H163L162 39ZM26 37V36H25ZM30 36H28L27 37V39L29 38ZM32 37H35V36H32L31 35V38ZM70 37V36H69ZM117 37V36H116ZM119 37V36H118ZM130 37V36H129ZM153 37V36H152ZM155 37V36H154ZM154 37H153V39H152V41H150V43L149 44H146L145 46H143V47H139V46H137V44H136V46L137 47H135V45H133V44H135V43H137L138 41H136V42H132V41H134V40H132V41H130V43H133L132 45H130V46H133V47H130L131 49H129L128 51L126 50V52H128L130 55H132L131 57H134V59L137 61V63L139 62L140 63V61H142V60H144L145 59V55L146 54H149L150 55V51L152 50V52H153V50H158V51H160L159 50V44H158V47H157V45H155V39H154ZM263 37V36H262ZM64 38V37H63ZM74 38H76V37H74ZM77 38H79V37H77ZM81 38V37H80ZM92 38V37H91ZM105 38V37H104ZM115 38V37H114ZM136 37H134V39H135ZM140 38V37H139ZM144 38V37H143ZM148 38V37H147ZM149 38H151V37H149ZM157 40H159V42H161L160 41V39L158 38V36L157 37H155ZM15 39V38H14ZM13 39V40H14ZM67 39V38H66ZM69 39V38H68ZM67 39V40H68ZM89 39V38H88ZM96 39V38H95ZM95 39H93V40H95ZM100 39V38H99ZM106 39H107V37H106ZM105 39V40H106ZM118 39V38H117ZM120 39V38H119ZM129 39V38H128ZM138 39V37L136 38V40ZM141 39V38H140ZM145 39H146V37L144 38V40H143V43H145ZM247 39V38H246ZM5 40L6 39H4V42H5ZM28 40H30V38L28 39ZM27 40V41H28ZM67 40H65L66 42L65 43H68L67 42ZM76 40V39H75ZM82 40V39H81ZM91 40V39H90ZM105 40H104V42H105ZM108 40V39H107ZM106 40V41H107ZM156 40V41H157ZM165 40H166V38H165ZM168 40V39H167ZM167 40L165 41L166 43H167ZM211 40V39H210ZM242 40V39H241ZM245 40V39H244ZM15 41V40H14ZM13 41V42H14ZM27 41H25V42H27ZM31 41V40H30ZM34 41V40H33ZM36 41V40H35ZM50 41V40H49ZM83 41H84V39H83ZM118 41V40H117ZM140 41V40H139ZM149 41V40H148ZM170 41V40H169ZM12 42V41H11ZM29 42V41H28ZM37 42V41H36ZM73 42V41H72ZM71 42V43H72ZM101 42H103V41H101ZM158 42V41H157ZM8 43V42H7ZM23 43V42H22ZM30 43V42H29ZM34 43V42H33ZM38 43V42H37ZM44 43H46L45 41H44ZM48 43H50V42H48ZM64 43V42H63ZM70 43V42H69ZM68 43V44H69ZM77 43V42H76ZM109 43V42H108ZM142 43V42H141ZM142 43V44H143ZM162 43H164V41H162ZM212 43V42H211ZM4 44V43H3ZM52 44V43H51ZM60 44V43H59ZM67 44V45H68ZM119 44V43H118ZM209 44H210V42H209ZM1 45V44H0ZM20 45V44H19ZM19 45H16V47L17 46H19ZM23 45H25V43L23 44ZM22 45V47H24ZM54 45V44H53ZM58 45V44H57ZM62 45V44H61ZM98 45H100L99 43H98ZM120 45V44H119ZM129 45V44H128ZM138 45H140V44H138ZM162 45V44H161ZM164 45V44H163ZM21 46V45H20ZM19 46V48H21ZM32 46V45H31ZM30 46V47H31ZM46 46V45H45ZM52 46V45H51ZM96 46V45H95ZM101 46H102V44H101ZM110 46V45H109ZM125 46H127V45H125ZM142 46V45H141ZM204 46V45H203ZM8 47V46H7ZM9 47H10V45H9ZM50 46L48 45V46H46V48H44V49H48ZM53 47V46H52ZM59 47V46H58ZM67 47V46H66ZM93 47V46H92ZM99 47V46H98ZM106 47V46H105ZM111 47V46H110ZM119 47V46H118ZM64 48V47H63ZM96 49H97V46L95 47ZM100 48V47H99ZM102 48H103V50H104V46H102ZM162 48V47H161ZM5 49H7V48H5ZM27 49V48H26ZM30 49V48H29ZM29 49H27L28 51H29ZM41 49H42V47H41ZM51 49V48H50ZM53 49V48H52ZM67 49H69V48H67ZM89 49V48H88ZM94 49V48H93ZM106 49V48H105ZM108 49V48H107ZM112 49V48H111ZM123 49V48H122ZM125 49H126V47H125ZM125 49H123V50H125ZM204 49H206V48H204ZM31 50H33V49H31ZM95 50V49H94ZM97 50H100V49H97ZM102 50V49H101ZM117 50V49H116ZM121 50V49H120ZM122 50V51H123ZM162 50H163V48H162ZM161 50V51H162ZM203 49H201L200 50V52H196L197 54L198 53H200V54H202V56H204V55H206V51H205V54H203V51H202ZM16 51H18V50H16ZM15 51V52H16ZM22 51V50H21ZM47 51V50H46ZM51 51V50H50ZM107 51V50H106ZM109 51V50H108ZM112 51V50H111ZM173 51V50H172ZM202 51V52H201ZM4 52V51H3ZM14 52V53H15ZM56 52H58V51H54V52H52V54H54V53H56ZM61 52H63V51H61ZM74 52V51H73ZM91 52H92V48H91ZM95 52V51H94ZM97 52V51H96ZM100 52V51H99ZM103 53L105 52V51H102ZM125 51L123 52V55L126 53ZM208 52V51H207ZM1 53V52H0ZM19 53H20V51H19ZM42 53V52H41ZM40 53V54H41ZM64 53V52H63ZM66 53V52H65ZM68 53V52H67ZM66 53V54H67ZM101 53V52H100ZM107 53V52H106ZM128 53L126 54V55H128ZM156 53V52H155ZM44 54V53H43ZM105 54V53H104ZM103 54V55H104ZM157 54H159V53H157ZM180 52L178 53V55L180 56ZM196 54V55H197ZM199 54V55H200ZM50 55V54H49ZM55 55V54H54ZM54 55H51V56H54ZM59 55V54H58ZM97 55H98V53H97ZM96 55V56H97ZM106 55V54H105ZM104 55V56H105ZM130 55H128L127 57H129ZM195 55V54H194ZM264 55V54H263ZM25 56V55H24ZM46 56V55H45ZM50 56V57H51ZM56 56V55H55ZM64 56V55H63ZM67 56H68V54H67ZM72 56V55H71ZM100 56V55H99ZM104 56L102 57V59L104 58ZM125 56V55H124ZM148 56V55H147ZM151 56H153V55H151ZM151 56H150V58L148 59V60H152L151 59ZM46 57H49V56H46ZM57 57H59V56H57ZM94 57V59H95V56H93ZM105 57H107V56H105ZM173 57V56H172ZM172 57H170V58H172ZM177 58H178V56H176ZM45 58V57H44ZM64 58V57H63ZM66 58V57H65ZM153 58V57H152ZM180 58V57H179ZM178 58V59H179ZM204 58V57H203ZM206 58V57H205ZM43 59V58H42ZM41 58H40V61H44V60H42ZM47 59V58H46ZM45 59V60H46ZM122 59V58H121ZM131 59V58H130ZM160 59V58H159ZM158 59V60H159ZM163 59V58H162ZM59 60V59H58ZM134 60V61H135ZM147 60V59H146ZM146 60H144V61H146ZM164 60V59H163ZM171 60V59H170ZM240 60V59H239ZM69 61V60H68ZM94 61H96V60H94ZM94 61H92V63L94 62ZM102 61H104L105 62V60L103 59ZM119 61V60H118ZM174 61V60H173ZM171 62V61H167V65L169 66V68L168 69H165V68H163L162 66L163 65H161V63L159 64L160 66H161V68L160 69H158L157 70V68H156V70H157V72H156V70H155V73L153 74V75H155V79L153 78V76L151 75V71H148L149 73H147L146 71L148 70L147 68H148V66L145 68V69H147L145 72L148 74V75H150V78L152 77L153 78V81H155V84L158 82V81H160L161 83H157V84H159V85H161V89H160V87H155L154 89H158L159 88V90H160V92H158L159 90H157V92H158V94L159 93H162V95H164V100H162V99H159V98H156V97H158L159 95L158 94H156V95H158V96H155V95H153L154 97H152L151 95H152V91L154 90H152V91H150V93H151V97L152 98H154V99H152L151 100V98L150 97H147V98H150V100H148L147 99V101H145V102H139V99H138V93H139V95H141L142 93H140V91L142 90H138L139 92L137 93V89H138V87H137V89L135 90V93L136 94H134L135 96L133 97V98H130V96H129V98H127V97H125L124 95H126V96H128L127 94H130V93H127V92H129V91H127L126 93L127 94H125V92H124V95H122V94H119V95H116V92H112L113 93V95H114V93H115V95L113 96V97H115L116 96V98L114 99L113 97V100H111V103H109L108 105L106 104V107H103V109L102 110H100L101 112H103V118H104V120H103V118H102V120H101V118L100 119H98V120H100L101 122H103V124H101L102 126H101V129L96 133V134H94V133H92V135L94 136V137H92L91 139V141L93 142H95V144H93L91 141L90 142H87V143H92L93 145H91L93 148L91 149V146L90 145H86L87 147H86V149H88V146H90V151L92 150L93 151V153H94V159L92 160L90 157V159H88V157H87V155H88V151H87V153H84L82 156H79V157H77V158H75L76 157V155L77 154H75L74 155V153H76L75 152V150L78 148V142L76 143L77 144V148L76 149H74V152H73V154L72 155H74L75 157H70V156H72V155H70L68 158H71L72 159V163H74V162H80L81 161V163L83 162L84 164H83V171H82V173L80 174V175H78V176H74V178H76V179H70V178H72L71 176L69 177V178H67L66 176H65V174L62 172V170H61V168H59L58 166L60 165H58L57 166V162H56V159L57 158H54L53 159V156H55L56 155V152L53 150V147H54V145H57V144H54L53 142H51V143H53L54 145H52L51 143L49 144V143H47L46 141H45V138H43V135H46L47 137L48 136H51L50 135V130H51V128H49V129H46L45 128V126H44V124H42L43 126H44V128H42L43 126L41 125L40 127L43 129V130H41L40 129V127L38 126V128H39V130H41V132H40V134H39V136L37 135V134H35L36 133V131H35V135H37L38 137H40V139H33L34 138V136L35 135H32L33 133H31V135L33 136L32 138H29V140H28V142L26 141V143H24V140H22V141H14L15 143H13V141H12V143L13 144H11V143H9V141L7 140V141H5L2 145L0 144V264H110V262L108 261V259L106 260L105 259V257L103 256V254H104V250L106 249V247H109V246H111L112 244H108V241L106 242L105 241V239H102V238H100L101 237V233L102 232H104L105 230H106V227L105 226H103L102 224H104V222L103 221H100V222H98L97 224L96 223H94V222H92V221H87V215L89 214H87V215H85L86 214V212H85V208L87 207H89V206H95V207H97V206H99V205H101V204H103L102 202H104L105 200H104V193L106 192V190H109L108 192H112V190H111V185H113L114 184V182H113V184H111V185H109V183L107 184L106 182H100V180L102 181V179H101V175L102 174H100L99 175V172L96 170V167H97V165L99 164L98 163V160L99 159H101L100 158V155L101 154H103V153H101V152H103V150L105 149L106 150V148H108V147H106L107 145H110V144H114V145H117L116 147H125V146H128V148H131V150L129 149L128 151H131L132 152V148L134 149L135 148V150L134 151H136L137 153H136V155H138L137 157H140L141 158V163L137 166V168L139 169V170H141V171H143V173H144V171H146V172H148L149 173V175H152L153 176V174H151V173H155L156 171H161V172H159L160 174H162V173H164L165 171L167 172V170L168 169H171L170 168V166L173 164V162L178 158V156L180 155V154H182V153H185V152H183L184 150H183V147H182V145L184 144V143H186V144H189L190 142H192L190 139H192L191 138V136H192V134H191V131L193 132V130L195 129H198V130H202V127H204L205 126V123L208 121V119H207V117L205 118L204 117V114L203 113H199L200 115L201 114H203V118H195V112H200V111H202L203 112V110H207L206 111V113L207 112H209L210 111V113H208L212 118L213 117H215V116H212L213 115V108L211 109V105L212 104H214V109H218L220 112H221V114L224 112V114H222V119L224 118L225 120H223V122L222 123H224V122H227L226 124H228L229 122H231V120H232V122H233V119H231L232 118V113H230L229 115H228V113H225V105L229 102H227L226 100H224V101H226V102H224V101H217L216 100V96H221V95H223L224 93L226 94V96L225 97H229V95L230 96H232V102L234 103H236L234 106V108H232V110H231V112H239V111H244V110H246V108H247V106L249 105V97H248V95H250V93L251 92H253L254 91V93H256V91L259 93H257V95H259V96H261V94H262V92H264V85L262 86V84L261 83H263L264 84V82L259 78V76H260V74L259 73H255V72H257V71H255L254 73H251L249 70H251V71H253V70H256V68L255 67H252L251 65H246V64H242L241 62H238L237 63V65H235V66H237V69L236 70H234V71H232L231 73H230V77H231V80L230 81H232V85H231V83L227 86V81L226 82H224L225 84H226V86H227V88L225 87V89L227 90V89H230L229 90V92H228V94L226 93V91L224 90V86H220L221 85V81H218L219 79H220V77L219 76H217V77H214V78H209V77H207L209 80H208V82H207V78L206 77H201V79H199L198 81L199 82H197V80H195V74H196V71L194 72V71H192V69L191 68H185V71L184 72H182V70L180 71L179 70V66L178 67H176L175 68V66H174V62ZM177 61V60H176ZM179 61V60H178ZM178 61L176 62L177 64H178ZM39 62V61H38ZM44 62H46V61H44ZM90 62V61H89ZM162 62V61H161ZM164 62V61H163ZM43 65L44 64H47V63H43V62H41ZM122 63H123V61H122ZM121 62L120 63H118L119 65H120V67H118L119 65H117V67L118 68H124V67H126L127 65L126 64H122ZM124 63H126V62H124ZM138 63V64H139ZM143 63V62H142ZM142 63H141V65H142ZM150 63V66H152L151 65V62H149ZM149 63H148V61H147V65H149ZM165 63V62H164ZM170 63V64H169ZM174 63V64H173ZM180 63V62H179ZM39 64V63H38ZM63 64V63H62ZM98 64V63H97ZM116 64V63H115ZM138 64H136V65H138ZM144 64H146V63H144ZM143 64V65H144ZM152 64H154V63H152ZM172 64H173V66L174 67H172ZM40 65V64H39ZM92 65V64H91ZM107 65V64H106ZM140 65V66H141ZM142 65V66H143ZM180 65H181V63H180ZM200 65V64H199ZM38 66V65H37ZM45 66V65H44ZM44 66H42L43 68H44ZM60 66V65H59ZM68 66V65H67ZM95 66V65H94ZM114 66V65H113ZM122 66V67H121ZM129 63H128V69H129ZM132 66V65H131ZM142 66H141V68H142ZM145 66V65H144ZM157 67H158V65H156ZM159 66V67H160ZM182 66V65H181ZM202 66V65H201ZM14 67H15V65H14ZM28 67V66H27ZM39 67V66H38ZM46 67V66H45ZM71 67V66H70ZM75 67V66H74ZM84 67V66H83ZM88 67V66H87ZM91 67V66H90ZM97 67V66H96ZM104 70H106V76H108L107 77V79L108 78H110V76H112V74L113 75H115L114 74V71H116L118 68L115 66V69H114V67L111 69V70H109L110 69V66L109 67H104V66H101ZM112 67V66H111ZM167 67V66H166ZM189 67V66H188ZM197 67H199V66H197ZM203 67L204 66H202V68L200 67V68H198V69H201L200 71H201V73H202V69H203ZM42 68V69H43ZM61 68V67H60ZM94 68V67H93ZM127 68V67H126ZM126 68H124V70L123 71H125V69ZM136 68V67H135ZM139 68V67H138ZM144 68H142V69H144ZM150 69H151V67H149ZM12 69V68H11ZM38 69V68H37ZM40 69V68H39ZM59 69V68H58ZM71 69V68H70ZM79 69V68H78ZM86 69V68H85ZM89 69V68H88ZM120 69L117 71L118 73H121V72H119L120 71ZM127 69V70H128ZM130 69H132L131 67H130ZM134 69V68H133ZM144 69V70H145ZM149 69V70H150ZM197 69V70H198ZM258 69V68H257ZM15 70V69H14ZM49 70V69H48ZM62 70V69H61ZM75 70V69H74ZM87 70V69H86ZM114 70V71H113ZM122 70V69H121ZM135 70V69H134ZM133 70V71H134ZM151 70H153V72H154V68L152 67V69ZM259 70V69H258ZM8 71V70H7ZM40 71V70H39ZM64 71V70H63ZM73 71V70H72ZM89 71V70H88ZM128 71H131V70H128ZM133 71H131V72H133ZM140 71H141V69H140ZM167 71V72H166ZM218 71V70H217ZM60 72V71H59ZM92 72V71H91ZM99 72H101V71H99ZM117 72H115V73H117ZM127 72V71H126ZM137 72H139V71H137ZM143 72V71H142ZM145 72H143V76L145 77V75L144 74H146ZM166 72V73H165ZM37 73V72H36ZM35 73V74H36ZM73 73H76V72H73ZM103 73H104V71H103ZM102 73V74H103ZM123 73V72H122ZM130 73V72H129ZM136 73V72H135ZM194 73V74H193ZM251 73V74H250ZM39 74V73H38ZM69 74L70 73H68V76H69ZM85 74V73H84ZM91 74V73H90ZM93 74V73H92ZM96 74V73H95ZM133 74V73H132ZM139 75H141L140 73H138ZM138 74H137V76H138ZM146 74V75H147ZM165 74L167 75V76H169L168 78L165 76ZM78 75H79V73H78ZM117 75V74H116ZM120 75V74H119ZM122 75V74H121ZM136 75V74H135ZM134 75V76H135ZM147 75V76H148ZM192 75H194V76H192ZM38 76V75H37ZM36 76V77H37ZM52 76V75H51ZM54 76V75H53ZM57 76V75H56ZM92 76V75H91ZM91 76L89 77V79L91 78ZM136 76V77H137ZM143 76H141V77H138V78H142ZM146 76V77H147ZM229 76V74L228 75H226V79H227V77ZM39 77V76H38ZM46 77V76H45ZM65 77V76H64ZM87 77H88V75H87ZM93 77V76H92ZM117 77V76H116ZM115 77V78H116ZM121 77V76H120ZM123 77V76H122ZM149 77V76H148ZM62 78V77H61ZM66 78V77H65ZM64 78V79H65ZM68 78V77H67ZM95 78H96V76H95ZM150 78H148V81H150L149 79ZM151 78V79H152ZM33 79V78H32ZM57 79V78H56ZM58 79H60L59 77H58ZM92 79V78H91ZM101 79V78H100ZM117 79V78H116ZM132 79H133V77H132ZM246 79H248V81L249 82H251L252 84H253V86H251V85H249L248 83L249 82H247L246 81ZM96 81L98 80V79H95ZM104 80V79H103ZM102 80V81H103ZM109 80V79H108ZM107 80V81H108ZM112 80H114V79H112ZM143 80H147V78L146 79H144L143 78ZM225 80V79H224ZM229 80V79H228ZM51 81V80H50ZM53 81V80H52ZM128 81H130V80H128ZM128 81H126V82H128ZM138 81V80H137ZM135 82V84L137 83H140V79H139V81L138 82ZM148 81H146V82H148ZM13 82V81H12ZM35 82V81H34ZM37 82V81H36ZM101 82V81H100ZM120 82V81H119ZM131 82V81H130ZM223 82V81H222ZM15 83V82H14ZM41 83V82H40ZM107 83H109V82H107ZM116 83V82H115ZM122 83V82H121ZM121 83H120V89H119V91L120 90H122L123 91V89H121V87L123 86V88L125 87V86H127V88L126 89H130L131 90V88L135 85H133L132 86V83L130 84V83H124L125 85H121ZM143 83V82H142ZM142 83L140 84V88H141V85H142ZM152 82H150L149 84H150V86H153L154 84H151ZM250 83V84H251ZM7 84V83H6ZM9 84V83H8ZM42 84V83H41ZM57 84V83H56ZM123 84V83H122ZM144 84H145V82H144ZM142 85V86H145V85ZM147 84V83H146ZM156 84V85H157ZM10 85V84H9ZM8 85V86H9ZM60 85V84H59ZM104 85V84H103ZM108 85V84H107ZM159 85H157V86H159ZM7 86V85H6ZM5 86V87H6ZM44 86V85H43ZM101 86V85H100ZM112 85H110V87H111ZM116 86V85H115ZM114 86V87H115ZM130 86H132L131 88H130ZM137 86V85H136ZM136 86H134V88L136 87ZM149 86V85H148ZM149 86V87H150ZM46 87V86H45ZM63 87V86H62ZM108 87H109V85H108ZM118 87V86H117ZM205 87V88H204ZM9 88V87H8ZM65 88V87H64ZM102 88H103V86H102ZM116 88V87H115ZM119 88V87H118ZM124 88V89H125ZM139 88V89H140ZM145 88V87H144ZM148 88V87H147ZM153 88V87H152ZM248 88V89H247ZM29 89L30 88H28V90L27 91H29ZM58 89H60V88H58ZM105 89H107L106 87H105ZM114 89V88H113ZM38 90V89H37ZM57 90V89H56ZM68 90V89H67ZM108 90V89H107ZM117 90V89H116ZM132 90H134V89H132ZM161 90H163L162 92H161ZM47 91V90H46ZM59 91V90H58ZM62 91V90H61ZM60 91V92H61ZM112 91V90H111ZM110 91V92H111ZM118 91V92H119ZM145 91V90H144ZM143 91V92H144ZM1 92V91H0ZM14 92V91H13ZM40 93L42 92V91H39ZM49 92V91H48ZM53 92H54V90H53ZM106 92V91H105ZM146 92H148L147 91V89H146ZM155 92V91H154ZM21 93V92H20ZM29 93V92H28ZM43 93H45V92H43ZM99 93V92H98ZM107 93V92H106ZM111 93V94H112ZM133 93V92H132ZM150 93H148V94H150ZM253 93V94H254ZM23 94H24V92H23ZM23 94H22V96H23ZM51 95H52V93H50ZM50 94H47V95H50ZM63 94V93H62ZM64 94H66V93H64ZM70 94V93H69ZM101 94V93H100ZM103 94V93H102ZM110 94V95H111ZM147 94V96H149ZM153 94H155V93H153ZM4 95V94H3ZM26 95H27V93H26ZM41 95H43L42 93H41ZM46 95V96H47ZM86 95V94H85ZM110 95H109V97H110ZM131 95V94H130ZM252 95V94H251ZM264 95V94H263ZM1 96V95H0ZM8 96V95H7ZM37 96H39V95H37ZM44 96V95H43ZM65 96V95H64ZM69 96V95H68ZM100 96V95H99ZM133 96V95H132ZM2 97V96H1ZM14 97V96H13ZM36 97V96H35ZM146 97V96H145ZM145 97L144 98H142L143 100L145 99ZM159 97H161V96H159ZM251 97V96H250ZM263 97V96H262ZM7 98V97H6ZM32 98V97H31ZM50 98V97H49ZM48 98V99H49ZM57 98V97H56ZM90 98V97H89ZM163 98V97H162ZM261 98V97H260ZM260 98H259V100H260ZM2 99V98H1ZM15 98H10V100L9 101H7L6 103L8 104V103H10V101L12 102V100H14ZM36 99V98H35ZM43 100V101H40V102H37V101H35V102H32L33 104H42V105H44V107L43 106H41L40 108H38V109H41V108H51V107H54V106H52L53 105V102H52V104H51V101L50 100ZM52 99V98H51ZM67 99V98H66ZM140 100V101H143V100ZM222 99V98H221ZM21 100V99H20ZM37 100V99H36ZM40 100V99H39ZM53 100V99H52ZM60 100H61V98H60ZM146 100V99H145ZM264 100V99H263ZM2 101V100H1ZM15 101H19V100H15ZM14 101V102H15ZM22 102H23V100H21ZM25 101V100H24ZM30 100H28V102H29ZM34 101V100H33ZM13 102V103H14ZM21 102V103H22ZM30 102V103H31ZM56 102V101H55ZM62 102V101H61ZM64 102V101H63ZM66 102V101H65ZM29 103V104H30ZM99 103V102H98ZM207 103H208V105H207ZM11 104V103H10ZM10 104H8V105H10ZM24 104H26L25 102H24ZM55 104V103H54ZM57 104V103H56ZM65 104V103H64ZM63 104V105H64ZM104 104V103H103ZM3 105H4V103H3ZM92 105V104H91ZM5 106V105H4ZM7 106V105H6ZM32 106H34V105H32ZM37 106V105H36ZM35 106V107H36ZM56 106V105H55ZM65 106H66V104H65ZM69 106V105H68ZM88 106V105H87ZM100 106V105H99ZM213 106V105H212ZM252 106V105H251ZM9 107V106H8ZM13 107V106H12ZM12 107H10V108H12ZM39 107V106H38ZM67 107V106H66ZM101 107V108H102ZM205 107H207V108H205ZM253 107V106H252ZM57 108H59V107H57ZM89 108V107H88ZM205 108V109H204ZM236 108L238 109V111H236ZM249 108V107H248ZM34 109V108H33ZM36 109V108H35ZM35 109H34V111L33 112H36L35 111ZM80 109V108H79ZM250 109V108H249ZM43 110V109H42ZM42 110H40L41 111V113H43V111ZM51 110V109H50ZM64 110V109H63ZM59 111H60V109H59ZM212 111V112H211ZM215 111V110H214ZM25 112V111H24ZM33 112H31V113H33ZM38 112V111H37ZM36 112V113H37ZM48 112H52V111H47V114L49 115V113ZM57 112H58V110H57ZM194 112V113H193ZM215 112H217V111H215ZM219 112V113H220ZM29 113V112H28ZM27 113V114H28ZM31 113H29L28 115L30 116L31 115ZM36 113H33V115L34 114H36ZM40 112H38L37 114H39ZM68 113V112H67ZM66 113V114H67ZM240 113V112H239ZM239 113L237 114V115H239ZM14 114V113H13ZM26 114V113H25ZM24 113H23V115H25ZM64 114H65V112H64ZM129 114V116H128V118H130L131 120H129L127 117H126V120L127 121H130V122H134V124L136 125L134 128L132 127V126H134V124L131 126L132 128H130L129 127V125L131 124L130 122H126V123H130L129 125H127L128 126V128H130V129H133V131H131L130 129V131L129 132H131L130 134H131V136H129V134L128 135H126L125 133H121V132H123V130L120 132V134H118V135H116L115 133H117V132H115L116 130H114V131H112V128L110 127V126H112V125H110L111 124V122L109 121V116L111 115V117H116V116H118V117H121V116H123V115H128ZM197 114V113H196ZM208 114L206 115V116H208ZM215 114H217V113H215ZM22 115V114H21ZM27 115V116H28ZM32 115V116H33ZM42 115V114H41ZM45 115H46V113H45ZM44 115V113H43V116H45ZM47 115V116H48ZM52 115V114H51ZM56 115V114H55ZM59 115V114H58ZM68 115V114H67ZM120 115V116H119ZM32 116H31V118H32ZM43 116H42V119H43ZM46 116V117H47ZM50 116V115H49ZM234 116H235V114H234ZM243 116V115H242ZM3 117V116H2ZM23 116H21V118H22ZM37 117V119L39 120V121H41L40 120V115L39 116H36ZM45 117V118H46ZM52 117V116H51ZM50 117V118H51ZM58 117V116H57ZM60 117H62V116H59V118ZM110 117V118H111ZM115 117H114V119H115ZM117 117V118H118ZM124 117V116H123ZM123 117H121L122 119H123ZM160 118V121L158 122L157 120H155V118ZM196 117H197V115H196ZM198 117H199V115H198ZM209 117V116H208ZM211 117H209L210 119H211ZM220 117V116H219ZM237 117V116H236ZM9 118V117H8ZM28 119H29V117H27ZM26 118V119H27ZM30 118V119H31ZM58 118V119H59ZM66 118V117H65ZM216 119H217V116L215 117ZM235 118V117H234ZM20 119V118H19ZM23 119H24V117H23ZM27 119V120H28ZM48 119H49V117H48ZM48 119H46V120H48ZM97 119V118H96ZM112 119V118H111ZM120 119V118H119ZM125 119V118H124ZM221 118H219V120H220ZM221 119V120H222ZM237 119V118H236ZM235 119V120H236ZM240 119V118H239ZM22 120V119H21ZM32 120H33V118H32ZM35 120V119H34ZM33 120V121H34ZM44 120V119H43ZM50 120V122H51V119H49ZM48 120V121H49ZM54 120V119H53ZM52 120V121H53ZM67 121H68V118L66 119ZM94 120V119H93ZM92 120V121H93ZM125 120V121H126ZM218 120V119H217ZM216 120V121H217ZM218 120V121H219ZM33 121H31V122H33ZM39 121H37V123L35 122V124H38V122ZM45 121V120H44ZM80 121V120H79ZM114 121V120H113ZM112 121V122H113ZM117 121V123H119V121L117 120V119H115V122ZM124 121V120H123ZM122 121V122H123ZM124 121V122H125ZM157 121V122H156ZM210 121V120H209ZM213 121H214V119H213ZM13 122V121H12ZM27 122V121H26ZM30 122V121H29ZM66 122V121H65ZM63 123V125H65V124H67V123ZM96 122V121H95ZM114 122V123H115ZM121 122V121H120ZM121 122V123H122ZM4 123V122H3ZM5 123H8L7 122V120L5 121ZM23 123H24V120H23ZM22 123V121H21V124H23ZM39 123H42V122H39ZM79 123V122H78ZM98 122H96V124H97ZM113 123V124H114ZM120 123V124H121ZM126 123H124V124H126ZM210 123H212L211 121H210ZM11 124V123H10ZM24 124H26V123H24ZM32 124V123H31ZM34 124V123H33ZM33 124H32V126H33ZM48 124H51V123H49L48 122ZM58 124V123H57ZM60 124V123H59ZM62 124V123H61ZM95 124V125H96ZM116 124V123H115ZM207 124V123H206ZM9 125V124H8ZM28 125V124H27ZM45 125H46V127L48 128V126L49 125H47L46 123H45ZM56 125V124H55ZM100 125V124H99ZM116 125H119V124H116ZM115 125V126H116ZM123 125V124H122ZM209 125V124H208ZM16 126V125H15ZM24 126V125H23ZM30 126V125H29ZM35 126V125H34ZM33 126V127H34ZM59 126V125H58ZM67 126H68V124H67ZM67 126L65 127L66 129H67ZM93 126V125H92ZM114 126V125H113ZM112 126V127H113ZM165 126V127H164ZM8 127V126H7ZM14 127V126H13ZM19 127V126H18ZM24 127H26V126H24ZM28 127V126H27ZM50 127V126H49ZM51 127H53V126H51ZM63 127V126H62ZM90 127V126H89ZM89 127H86L87 129L89 128ZM94 127H96V126H94ZM99 127V126H98ZM126 127V126H125ZM209 127V126H208ZM211 127V126H210ZM212 127H214V125L212 126ZM215 127H218V126H215ZM214 127V129H216ZM221 127V126H220ZM261 127V126H260ZM23 128V127H22ZM35 128V127H34ZM55 128V127H54ZM60 128V127H59ZM64 128V129H65ZM97 128V127H96ZM100 128V127H99ZM115 127H113V129H114ZM118 127H116V129H117ZM121 128V127H120ZM122 128L124 129V127L122 126ZM121 128V129H122ZM127 128V127H126ZM127 128V129H128ZM205 128V127H204ZM8 129V128H7ZM18 129V128H17ZM29 129V128H28ZM28 129H26V130H28ZM30 129H31V127H30ZM30 129H29V131H30ZM37 129V128H36ZM86 129V130H87ZM223 129V128H222ZM263 129V128H262ZM19 130V129H18ZM21 130H23V129H21ZM25 130V129H24ZM23 130V131H24ZM33 130L31 129V132H33ZM57 130V129H56ZM70 130H71V128H70ZM80 130V129H79ZM85 130V131H86ZM95 130V129H94ZM93 130V131H94ZM195 130H194V132H195ZM6 131V130H5ZM4 131V133H6ZM12 131H15L16 132V130L13 128L12 129ZM37 131H38V129H37ZM52 131V130H51ZM55 130H53L52 131V133H55L54 132ZM62 131H63V129H62ZM61 131V132H62ZM65 131V130H64ZM84 131V130H83ZM92 131V130H91ZM208 131V130H207ZM221 129L220 128H218L217 130H216V132H215V134H213V135H210V138H209V135H208V133H207V135L208 136H206V134H205V136L207 137V138H205V136H204V140H202L201 141V143L204 145V147L203 148H205V150H208V148H212L211 146H213V147H215V145H218V144H221V142H222V136L220 135L221 134ZM263 131V130H262ZM10 132H11V130H10ZM22 132V131H21ZM24 132H26V131H24ZM28 132V131H27ZM26 132V133H27ZM56 132H58V131H56ZM60 132V131H59ZM59 132H58V134H59ZM66 132V131H65ZM65 132H64V134H65ZM115 132V133H114ZM118 132V133H119ZM124 132H125V130H124ZM193 132V133H194ZM199 132V131H198ZM197 132V133H198ZM203 132V131H202ZM13 133V132H12ZM23 133V132H22ZM22 133H21V135H22ZM30 132H28V135L27 136H25L24 134V136L26 137V139L28 138V137H31L30 136V134H29ZM38 133V132H37ZM82 134H80V131H79V134L81 135H79L78 136V134L77 135H75V137L72 139L71 137V139L73 140V141H75V139H76V141H78L79 140V138L78 137H81V140H83L82 142L84 143L85 142V140H86V137H91V136H89L91 133H90V131L88 130V131H86L85 133L84 132H81ZM61 134V133H60ZM63 134V133H62ZM63 134V136H66V135H64ZM210 134H212V132H210ZM239 134V133H238ZM7 135V134H6ZM13 135V134H12ZM70 135V134H69ZM73 135V134H72ZM194 135V134H193ZM232 135H233V133H232ZM236 136H234V137H229V140H231L230 142H232V143H234V145L235 144H237V145H239L242 141L240 140L241 138H240V136L242 135H240V136H238L237 134H235ZM255 135V134H254ZM259 135V134H258ZM5 136V135H4ZM10 136V135H9ZM46 136H44V137H46ZM54 136V135H53ZM53 136H51V137H53ZM71 136V135H70ZM76 136H78V137H76ZM196 136V135H195ZM201 136V135H200ZM203 136V135H202ZM212 136V137H211ZM239 138H238V137ZM260 136V135H259ZM36 137V136H35ZM50 137V138H51ZM57 137H59V136H57ZM60 137H61V135H60ZM224 137V136H223ZM227 137V138H228ZM4 138V137H3ZM2 138V139H3ZM8 138V137H7ZM24 138V137H23ZM54 138V137H53ZM53 138H51V139H53ZM56 138V137H55ZM54 138V139H55ZM66 138V137H65ZM196 138V137H195ZM199 138H202L203 139V137H199ZM225 138H226V136H225ZM49 139V138H48ZM47 139V140H48ZM54 139H53V141H54ZM58 139V138H57ZM63 139H64V137H63ZM70 139V141L69 142H71L72 140ZM87 139H89V138H87ZM62 140V139H61ZM69 140V139H68ZM193 140V139H192ZM242 140H243V138H242ZM245 140V139H244ZM247 140V139H246ZM249 140V139H248ZM247 140V141H248ZM55 141L57 142V140L55 139ZM54 141V142H55ZM59 141V140H58ZM65 141V140H64ZM63 141V142H64ZM72 141V142H73ZM3 142V141H2ZM66 142H68V141H66ZM71 142V143H72ZM229 142V143H230ZM246 142V141H245ZM61 143V142H60ZM60 143H58V144H60ZM70 143V144H71ZM82 143V144H83ZM223 143V142H222ZM229 143H226V144H229ZM231 143V144H232ZM251 143V142H250ZM65 144V142L64 143H62V145H64ZM66 144H69V143H66ZM69 144V146L71 147V145L73 144H71L70 145ZM74 144H75V142H74ZM73 144V147L75 146ZM79 144H81V143H79ZM81 144V145H82ZM86 144V143H85ZM192 144V143H191ZM255 144V143H254ZM84 145V144H83ZM185 145V144H184ZM202 145V146H203ZM222 145V144H221ZM220 145V146H221ZM241 145H242V143H241ZM244 145H245V143H244ZM247 145V144H246ZM253 145V144H252ZM64 146H66V145H64ZM64 146H57V147H64ZM80 146V145H79ZM111 146V145H110ZM113 146V145H112ZM132 146V147H131ZM189 145H187V147H188ZM219 146V147H220ZM227 146V145H226ZM228 146H230V144L228 145ZM240 146V145H239ZM238 146V147H239ZM57 147H55V148H57ZM83 147V146H82ZM118 147V148H119ZM231 147V146H230ZM249 147H250V145H249ZM65 148H67V147H65ZM65 148H60V150H62V149H65ZM72 148V147H71ZM75 148V147H74ZM83 148H85V147H83ZM109 148H111V147H109ZM108 148V149H109ZM113 148V147H112ZM125 148H127V147H125ZM224 148V147H223ZM223 148H222V150H223ZM226 148V147H225ZM224 148V149H225ZM59 149V148H58ZM70 148H68V150H69ZM146 149H148V150H146ZM189 149H191L190 147H189ZM214 149V148H213ZM66 150V149H65ZM71 150H73V149H70V151ZM80 150H81V148H80ZM77 150L78 152H79V154H80V152L82 153L83 151L81 150ZM89 150V149H88ZM110 150V149H109ZM115 150V149H114ZM116 150H118V149H116ZM120 150V149H119ZM118 150V151H119ZM122 150H125V149H123L122 148ZM221 150V149H220ZM222 150H221V152H222ZM227 150V149H226ZM53 151L55 152V153H53ZM63 151V150H62ZM92 151H91V153H92ZM107 152H108V150H106ZM112 151H113V149H112ZM121 151V150H120ZM126 151H127V149H126ZM147 151V152H146ZM250 151V150H249ZM260 151V150H259ZM69 152V151H68ZM68 152H66L67 153V155H68ZM71 152V153H72ZM77 152V153H78ZM105 152V151H104ZM215 152V151H214ZM251 152V151H250ZM59 153V152H58ZM63 153V152H62ZM66 153H63V155L64 154H66ZM70 153V152H69ZM70 153V154H71ZM109 153V152H108ZM117 153V152H116ZM125 153V152H124ZM127 153V152H126ZM207 153V152H206ZM60 154V153H59ZM110 154V153H109ZM108 154V155H109ZM112 154V153H111ZM131 155H133L132 153H130ZM210 154V153H209ZM61 155V154H60ZM107 155V156H108ZM123 155V154H122ZM128 155H129V153H128ZM134 155H135V152H134ZM239 155V154H238ZM89 156H93V154L91 155L90 153H89ZM112 156V155H111ZM117 156V155H116ZM126 156V155H125ZM165 156H166V158H165ZM205 156V155H204ZM240 156V155H239ZM64 158H66L65 156H63ZM63 157H61L60 159H57V160H61ZM101 157H103V156H101ZM121 157V156H120ZM132 157V156H131ZM135 157V156H134ZM165 158V159H164ZM184 158V157H183ZM183 158H181V159H183ZM164 159V160H163ZM191 159V158H190ZM195 159V158H194ZM198 159V158H197ZM67 160V159H66ZM89 160V161H88ZM129 160V159H128ZM137 160H139V158L137 159ZM136 160V161H137ZM259 160H262V159H259ZM62 161V160H61ZM68 161H70V160H68ZM100 161V160H99ZM180 161V160H179ZM186 161H187V159H186ZM188 161H189V159H188ZM192 161H193V159H192ZM197 161V160H196ZM62 162H64V161H62ZM86 162H87V164H86ZM133 162V161H132ZM156 162H160L158 165L156 164ZM183 162V161H182ZM258 162V161H257ZM260 162V161H259ZM258 162V163H259ZM60 163V162H59ZM65 163H66V161H65ZM101 163V162H100ZM257 163V164H258ZM63 164V163H62ZM62 164H61V166H62ZM129 164V163H128ZM263 164V163H262ZM66 165V164H65ZM64 165V166H65ZM71 165V164H70ZM69 165V166H70ZM78 165H80L79 163H78ZM82 165V164H81ZM130 165V164H129ZM136 165V164H135ZM253 165V164H252ZM72 166V165H71ZM74 166V165H73ZM76 166V168L78 167L77 165H75ZM177 166H179L180 167V165L178 164ZM63 167V166H62ZM99 167V166H98ZM185 166H183V168H184ZM196 167V166H195ZM262 167V165L259 167V168H261ZM64 168H66V169H68L69 167L67 166H65ZM63 168V171L65 170ZM174 168V167H173ZM172 168V169H173ZM182 168V167H181ZM182 168V169H183ZM187 168V167H186ZM69 169H71V168H69ZM68 169V170H69ZM130 169V168H129ZM185 169V168H184ZM190 169H192V168H190ZM229 169V168H228ZM258 169V168H257ZM256 169V170H257ZM180 169L179 168H176L175 170H174V172H176V171H179ZM187 170H189V169H187ZM253 170L255 171V169H254V167H253ZM74 171V170H73ZM170 170H168V172H169ZM171 171H173V170H171ZM252 171V170H251ZM250 171V172H251ZM253 171V173H255ZM261 171H263V170H261ZM64 172H68L67 170L66 171H64ZM69 172H70V170H69ZM109 173V172H108ZM126 173H128V172H126ZM143 173H141L140 175H141V177L139 176V181L138 182H136L135 184H133V185H130V184H128V185H130V188H128L129 190H130V192H129V194L131 193V194H133V195H137V198H138V195H141L142 193L141 192H143L142 190H144L146 187H148V188H150L149 186L150 185H152L153 184V182L154 181H151L152 182V184L151 183H148V180H145V179H147V178H145V176H144V174ZM147 173V174H148ZM185 173V172H184ZM67 174V173H66ZM105 174V173H104ZM111 174V173H110ZM146 174V173H145ZM159 174V175H160ZM179 174V173H178ZM263 174V173H262ZM262 174H260V175H262ZM129 175V174H128ZM143 175V176H142ZM157 175H158V172H157ZM164 175V174H163ZM167 175V174H166ZM182 175V174H181ZM249 175V174H248ZM259 175V174H258ZM68 176V175H67ZM130 176V175H129ZM148 176V175H147ZM155 176V175H154ZM162 176V175H161ZM255 176V175H254ZM253 175H252V178L254 177ZM151 177V176H150ZM247 177V176H246ZM149 178V177H148ZM155 178V177H154ZM160 178V177H159ZM165 178V177H164ZM251 178V177H250ZM104 180V179H103ZM130 180V179H129ZM152 180H156V179H152ZM198 180V179H197ZM150 181V180H149ZM200 181V180H199ZM245 181V180H244ZM243 181V182H244ZM246 181H247V179H246ZM249 181V180H248ZM251 181V180H250ZM262 181V180H261ZM134 182V181H133ZM156 182V181H155ZM154 182V183H155ZM252 182V181H251ZM162 183V182H161ZM150 184V185H149ZM164 184V183H163ZM197 184V183H196ZM241 184V183H240ZM257 185H259V183L257 184ZM256 185V186H257ZM260 185H261V183H260ZM116 186V185H115ZM255 186V187H256ZM263 186V185H262ZM111 187V188H110ZM118 187V186H117ZM128 187V186H127ZM151 187H153V186H151ZM154 187H155V185H154ZM157 187V186H156ZM163 187V186H162ZM219 187V186H218ZM254 187V188H255ZM258 187V186H257ZM256 187V188H257ZM161 188V187H160ZM221 188V187H220ZM249 188V187H248ZM251 188V187H250ZM256 188L254 189V191L256 190ZM258 188H260V187H258ZM257 188V189H258ZM121 189V188H120ZM180 189V188H179ZM195 189V188H194ZM193 189V190H194ZM202 189V188H201ZM231 189V188H230ZM264 189V188H263ZM116 190V189H115ZM119 190V189H118ZM148 190V189H147ZM151 190V189H150ZM154 190V189H153ZM152 190V191H153ZM184 190V189H183ZM218 190V189H217ZM221 190H222V188H221ZM226 190V189H225ZM228 190V189H227ZM238 190V189H237ZM113 191H114V186H113ZM182 191V190H181ZM195 191V190H194ZM199 191H201V190H199ZM246 191V190H245ZM248 191V190H247ZM250 191V190H249ZM253 191V190H252ZM258 191V190H257ZM256 191V192H257ZM68 192H70L71 193V198H65V199H62V201L59 203V205L56 207V205H55V201L58 199L57 197H56V199H55V196L54 195H57V196H61V195H65L64 193H68ZM116 192V191H115ZM146 192V191H145ZM155 192V191H154ZM201 192H203V191H201ZM117 193V192H116ZM144 193V192H143ZM148 193H149V190H148ZM207 193V192H206ZM221 193V192H220ZM247 193V192H246ZM252 193V192H251ZM259 193H260V191H259ZM258 193V194H259ZM264 193V192H263ZM44 194L46 195V197L44 196ZM54 194V195H53ZM112 194V193H111ZM130 194V195H131ZM146 194H147V192H146ZM145 194V195H146ZM154 194V193H153ZM187 194V193H186ZM190 194V193H189ZM199 194V193H198ZM244 194V193H243ZM255 194H257V193H255ZM254 194V195H255ZM262 194V193H261ZM53 195V196H52ZM121 195V194H120ZM130 195H127V197H126V195H125V198H126V200L124 201H122V199H121V201H119L122 205H123V202H124V204H128V202L130 201L129 199V197H130ZM157 194H155V196H156ZM193 195V194H192ZM219 195V194H218ZM225 195V194H224ZM65 196H67V195H65ZM114 196V195H113ZM132 196V195H131ZM148 196V195H147ZM203 196V195H202ZM229 196V195H228ZM249 196V195H248ZM259 196H260V194H259ZM45 197V198H44ZM52 197H54V198H52ZM152 197V196H151ZM157 197V196H156ZM244 197V196H243ZM254 197V196H253ZM264 197V196H263ZM148 198V197H147ZM193 198V197H192ZM202 198V197H201ZM229 198V197H228ZM247 198V197H246ZM262 198V197H261ZM260 198V199H261ZM116 199V198H115ZM178 199V198H177ZM195 199V198H194ZM204 199V198H203ZM209 199V198H208ZM254 199H256V198H254ZM58 200H61V198H59ZM118 200V199H117ZM116 200V201H117ZM136 200V199H135ZM140 200V199H139ZM156 200V199H155ZM157 200H158V197H157ZM175 200V199H174ZM189 200V199H188ZM201 202H199V203H202V200L201 199H199ZM199 200H197L196 199V201H199ZM214 200V199H213ZM128 201V202H127ZM134 201V200H133ZM138 201V200H137ZM150 201H153V200H150ZM192 201V200H191ZM190 201V202H191ZM206 201V200H205ZM204 201V202H205ZM209 201V200H208ZM223 201V200H222ZM258 201H260L259 199H258ZM264 201V200H263ZM57 202V201H56ZM168 202V201H167ZM183 202V201H182ZM190 202H188L189 204H190ZM195 202V200L194 201H192L191 203H193V204H195L194 203ZM255 202H257L256 200H255ZM58 203V202H57ZM105 203V202H104ZM114 203V202H113ZM138 203V202H137ZM151 203V202H150ZM177 203V202H176ZM184 203V202H183ZM197 203V202H196ZM253 203V202H252ZM260 203H261V207H262V203L264 204V202H262V201H260ZM120 204V205H121ZM115 205V204H114ZM179 205V204H178ZM191 205V204H190ZM200 205V204H199ZM240 205V204H239ZM102 206V205H101ZM104 206V205H103ZM191 206H193V205H191ZM197 206V205H196ZM196 206H194V207H196ZM219 206H220V204H219ZM219 206H218V208H219ZM76 207H78L80 210H79V212H78V209H77V216H75V217H73L72 218V216H70L69 217V215H71V213H76V212H71L74 208L76 209ZM116 207H118V206H116ZM123 207V206H122ZM125 207H126V205H125ZM127 207H129V205L127 206ZM159 207V206H158ZM187 207V206H186ZM211 207V206H210ZM90 208V207H89ZM100 208V207H99ZM98 208V209H99ZM112 208H113V206H112ZM188 208V207H187ZM97 209V210H98ZM113 209H115L116 210V208H113ZM118 209H120V208H118ZM117 209V210H118ZM124 209H126L127 210V208H124ZM123 209V210H124ZM237 209V208H236ZM101 210V209H100ZM99 210V211H100ZM106 210H108L107 208H106ZM112 210V209H111ZM116 210V211H117ZM122 210V209H121ZM222 210V209H221ZM59 211H65V216H64V218H62L61 216V218L60 217H57L56 215H59V214H57ZM69 211L71 212V213H69ZM88 211H89V209H88ZM93 211V210H92ZM98 211V212H99ZM103 211V210H102ZM113 211V210H112ZM256 211H257V209H256ZM263 211V210H262ZM106 212V211H105ZM115 212V211H114ZM121 212V211H120ZM258 212V211H257ZM261 212V211H260ZM85 213V214H84ZM91 213V212H90ZM117 213H119V212H117ZM122 213V212H121ZM120 213V214H121ZM99 214L101 215V214H105V213H100L99 212ZM108 214H109V211H108ZM115 214V213H114ZM113 214V215H114ZM119 214V215H120ZM75 215V214H74ZM91 215H93V217H94V214L93 213H91ZM100 215H99V217H100ZM134 215H136V214H134ZM242 215V214H241ZM115 216V215H114ZM122 216V215H121ZM137 216V215H136ZM236 216V215H235ZM238 216V215H237ZM104 217H105V215H104ZM124 217V216H123ZM139 217H140V215H139ZM240 217V216H239ZM90 219H91V217H89ZM88 218V219H89ZM108 218L110 219V216H108ZM114 218V217H113ZM125 218V217H124ZM131 218H133V216L132 217H130V218H128V221H133L134 219H131ZM141 218V217H140ZM99 219H101V218H99ZM121 220H122V218H120ZM236 219V218H235ZM94 220H96V218L94 219ZM115 220V219H114ZM136 220V219H135ZM140 220V219H139ZM238 220V219H237ZM242 220V219H241ZM262 220H263V218H262ZM98 221V220H97ZM96 221V222H97ZM138 221V220H137ZM218 221V220H217ZM247 221V220H246ZM249 221V220H248ZM106 222V221H105ZM112 222V221H111ZM118 222V221H117ZM146 222V221H145ZM144 222V223H145ZM110 223V222H109ZM130 223V222H129ZM135 223V222H134ZM240 223V222H239ZM107 224V223H106ZM124 224V223H123ZM242 224V223H241ZM257 224V223H256ZM108 225V224H107ZM143 225V224H142ZM261 225V224H260ZM124 226V225H123ZM127 226V225H126ZM136 226V225H135ZM121 227H122V225H121ZM133 227V226H132ZM137 227V226H136ZM116 228V227H115ZM119 228H120V226H119ZM124 228V227H123ZM122 228V229H123ZM134 228V227H133ZM252 228V227H251ZM125 229V228H124ZM183 229V228H182ZM73 231L74 233H75V235L74 236H70V235H68L67 233L69 232V231ZM108 230V229H107ZM120 230H121V228H120ZM126 231H125V233L126 232H128L127 230L128 229H125ZM130 231V230H129ZM163 231V230H162ZM179 231V230H178ZM178 231H177V233L176 234H178ZM260 231V230H259ZM73 232H72V234H73ZM111 232V231H110ZM109 232V233H110ZM112 232H113V230H112ZM132 232V231H131ZM258 232V231H257ZM116 233V232H115ZM123 233V232H122ZM250 233V232H249ZM259 233V232H258ZM71 234V235H72ZM93 234H95L97 237H95V239H96V243H95V249H94V253H90L89 252V250L87 249L88 247H89V242L90 241H93V238H92V235ZM114 234V233H113ZM134 234V233H133ZM229 234V233H228ZM253 234V233H252ZM251 234V235H252ZM129 235V234H128ZM136 235V234H135ZM242 235V234H241ZM240 235V236H241ZM245 235V234H244ZM244 235H242V236H244ZM258 235V234H257ZM256 235V236H257ZM159 236H161V235H159ZM177 236V235H176ZM237 236V235H236ZM241 236V237H242ZM107 237V236H106ZM113 237V236H112ZM125 237H126V234L124 235H121L120 237H118L116 240H115V243L119 240L120 242L122 241V243H123V241H124V239H125ZM170 237V236H169ZM224 237V236H223ZM231 237H233V236H231ZM130 238H132V237H130ZM177 238H178V236H177ZM230 238V237H229ZM228 238V239H229ZM238 238V237H237ZM244 238V237H243ZM129 239V238H128ZM128 239H126L125 241H126V243L125 244H129L130 243V239L128 240ZM133 239V238H132ZM132 239H131V241H132ZM164 239H165V237H164ZM176 239V238H175ZM225 239V238H224ZM226 240V239H225ZM235 240V239H234ZM256 240V239H255ZM129 241V242H128ZM177 241V240H176ZM236 241V240H235ZM239 241V240H238ZM227 242V241H226ZM233 242V241H232ZM121 243V244H122ZM132 243V242H131ZM235 243H237V242H235ZM239 243V242H238ZM94 244V243H93ZM124 244V245H125ZM136 244V243H135ZM138 244V243H137ZM162 244V243H161ZM229 244V243H228ZM227 244V245H228ZM253 244V243H252ZM251 244V245H252ZM255 244V243H254ZM139 245V244H138ZM160 245V244H159ZM163 245H164V243H163ZM234 245H236V244H234ZM116 246V245H115ZM121 246V245H120ZM123 246V245H122ZM131 246V245H130ZM165 246V245H164ZM176 246V245H175ZM126 247H129V245H127ZM126 247H124V249L125 250H128V249H126ZM219 247V246H218ZM114 248V247H113ZM118 248V247H117ZM120 248V247H119ZM145 248H146V246H145ZM152 248V247H151ZM90 249V248H89ZM122 249V248H121ZM123 249V250H124ZM180 249V248H179ZM90 250H92V249H90ZM108 250V249H107ZM114 250H116V248H114ZM123 250L121 251V253H122V255H123ZM124 250V252H126ZM131 250V249H130ZM157 250V249H156ZM161 250H162V248H161ZM176 250V249H175ZM257 250V249H256ZM103 251V252H102ZM119 251H120V249H119ZM135 251V250H134ZM139 251V250H138ZM218 251V249L216 250V252ZM106 252V251H105ZM114 252H117V251H114ZM114 252H110V254L111 253H113L114 254ZM145 252L146 251H144V253H142V254H145ZM148 252V251H147ZM163 251H161V255L163 254L162 253ZM107 253V252H106ZM120 252L119 253H116V254H121ZM255 253V252H254ZM259 253V252H258ZM108 255H109V251H108V253H107ZM113 254H112V256L111 257H113ZM127 254V253H126ZM126 254H124L123 256H121V259L126 255ZM147 254V253H146ZM214 254H215V252H214ZM133 255V254H132ZM136 255V254H135ZM135 255H133V256H135ZM140 255H141V253H140ZM160 255V256H161ZM118 256H120V255H118ZM118 256H115V254H114V257L113 258H115V257H117V258H119ZM128 256V255H127ZM127 256H125L126 257V259H127ZM142 256V255H141ZM160 256H158L159 257V259H160V264H161V262H163V264H164V260H162L161 258H160ZM220 256V255H219ZM218 256V257H219ZM130 257V256H129ZM163 257H164V255H163ZM162 257V258H163ZM254 257V256H253ZM112 258V259H113ZM130 258H133V257H130ZM139 258V257H138ZM221 257H219L218 258V260L220 259ZM116 259V258H115ZM164 259V258H163ZM222 259V258H221ZM118 259H116V260H113V261H117ZM136 260V259H135ZM138 260V259H137ZM139 260H140V258H139ZM158 260V259H157ZM166 260V259H165ZM225 260V259H224ZM223 260V261H224ZM256 260H257V258H256ZM119 261V260H118ZM117 261V262H118ZM220 261V260H219ZM112 262V261H111ZM115 262H113V264H115ZM120 262V261H119ZM118 262V263H119ZM124 262V261H123ZM126 262V261H125ZM142 262V261H141ZM166 262V261H165ZM218 262V261H217ZM216 262V263H217ZM225 262V261H224ZM223 262V263H224ZM242 262V261H241ZM118 263H116V264H118ZM127 263V262H126ZM125 263V264H126ZM131 263H133V262H131ZM226 264L228 263V262H225ZM260 263V262H259ZM122 264V263H121ZM134 264V263H133ZM220 264H221V261H220ZM230 264V263H229ZM232 264V263H231Z\"/></svg>",
    "mask_w": 264,
    "mask_h": 264
}]
</instances>
